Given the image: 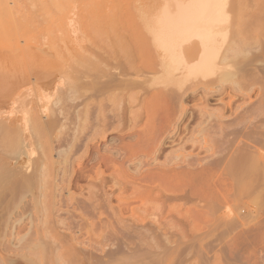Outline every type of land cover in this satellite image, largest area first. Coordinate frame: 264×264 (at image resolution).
Listing matches in <instances>:
<instances>
[{"label":"rangeland","instance_id":"rangeland-1","mask_svg":"<svg viewBox=\"0 0 264 264\" xmlns=\"http://www.w3.org/2000/svg\"><path fill=\"white\" fill-rule=\"evenodd\" d=\"M5 0H3V2H4ZM11 1V2H10ZM62 2H58V4H56V5H58L57 7H58V9H59V7H62V5H63V11H62V8H61V11H57V10H55L57 7H52V9H50V11H48V10H39V8H38V10L36 9L35 11H34V13H32L31 15H32V18H33V20L30 22L29 20H30V16L31 15H26L27 17L25 18V17H22V18H25V19H23L24 20V22L22 21L20 24L22 25L23 23H24V25H23V28L25 29V33H24V31H23V37H21V36H19L18 38L16 37V35H15V33L17 32L16 30H18L19 29V31H20V28L22 29V26L19 24V25H17L16 24V26H15V23H17V22H15L16 20L18 21V19H19V17H17V16H14L13 18H14V23H8V22H5V24L4 23H2L3 25H1V27L0 28H2V29H0V30H3V31H0L1 33H0V46H1V48L3 47V50L0 48V52H2V53H5V54H2V53H0L1 55H0V117L1 118H4L5 120L7 119V117L5 118V117H3V116H6V114L8 113V114H10L11 115V113H12V115L14 116L13 117V119L15 120V121H12L13 119H12V117H8L9 119L11 118V120H9V119H7V121L8 122H6L7 123V126L5 125L6 123H4V125L6 126V128L8 127L9 128V126L8 125H11L12 124V126L14 125H16V126H18V134H17V132H16V135L18 136H20L21 135V137L25 134L24 132L25 131H29V129H31V131L33 130H35L34 129V127H32L33 126V124H34V126H36L37 127V125H38V123H40L41 122V120L42 121H44L45 120V122H48V121H46V120H48L47 119V113H45V112H47V111H43V106H46V105H48L49 107H48V111H50L51 113V116H50V114H49V117H51V119L52 120H55V121H52L55 125L57 124V122L59 123V120H57L56 121V118H55V116L56 115H61L60 117V121H62V125H65V124H67V125H65V127L63 126V132L61 131V129H60V131L62 132V133H64V134H60L61 132H59V133H57V131L58 130H56V131H54V132H52L53 134V137H51V139H50V142L52 143V146L53 147H55V151L53 152V157H54V161L55 160H57V152H59L61 149H64V150H66V148L68 147V145H67V143H69V141H71V139L73 140L74 138H77L76 136H77V134L78 135H80V136H82L83 138H85L84 140L85 141H83V140H81V143H82V145L84 146V148L85 149H83L82 147L79 149V150H77V151H75L74 153H72L73 154V157H72V154H70V160L68 159V162H69V173H66V180L65 181H63V182H59L60 184H57L58 186H59V188H61L62 190L64 189V190H66V192L63 190L62 191V194L64 193V194H69V195H72L73 194V196H76V194L78 195V192H79V195H81V196H76L77 198H79V199H83V200H85L86 198H87V192H88V189L89 188H91V185L90 184H94L95 182L97 183L98 181L97 180H95L94 179V177L96 176L95 175V172H96V167H97V163L95 164V163H93V162H97V159H96V161H94L95 159L93 158V157H95L96 156V154L97 155H101V156H104V157H115L116 156V159H118L119 161H118V163L119 164H121V162H123L124 164L123 165H121V168H120V166H119V164H118V169H121V171L122 170H125L126 169V171H123V172H120V174H119V172H114V170H112V168H110V169H105L104 167H103V170L105 171L104 173L105 174H107V175H105L104 173H103V176H104V178H105V180L107 181V180H110L111 178L112 179H114V178H117L118 179V181L120 180V185L121 184H123V186L121 187V188H123V190H122V193L121 194H123V193H128V194H130L129 192H131V190L128 192V189H127V184L126 183H128L129 184V182H128V180L129 179H131V178H129L128 179V177H133V178H135V179H138V178H140V181L142 180V179H144L146 176H144L145 174L146 175H150L151 177H152V175H153V177H154V179H156L155 181H153V184L152 183H150L149 185L150 186H152V185H154V183H156L155 184V186H153L152 187V191H154V190H157V191H159L160 192V189H161V192H162V194H161V192L160 193H157L158 194V196H157V194H154V196H153V198H155V199H157L156 200V202L154 203V201H152V202H150L149 204L150 205H148V204H146V203H148L150 200H148V202H146V203H144V202H142V204H141V200H139V199H135V200H133V201H131V203L133 204V206L132 205H130V207H131V209L129 210V208L126 210L127 212H125V215L123 216L124 217V219H126V217H128L127 218V220H125V222H126V224L129 222V223H131L132 224V220H133V218L132 217H129V216H131V214H132V212H129V211H131L132 210V208H133V210L136 208V209H140L141 208V210L145 213V214H142L143 212L141 211V210H138L139 212V214H137V215H140L141 217L143 216V217H145L144 215H146V212H151L152 210H158L157 212L155 211L154 212V214H152V215H154L153 217L155 218V219H157V217H158V219H157V223H160V224H162V226L164 227V226H171L170 228H168V227H165V229L164 230H168V233H170V235L169 234H167V232L166 231H164V232H166V233H164V234H162L161 232L163 231V228L161 227V229H159L158 228V230L157 231H159V230H161V231H159L160 232V234H159V236H161V234L163 235V236H165V235H167L166 237L169 239V237L168 236H171L170 238H171V240L173 241H171V243H173V244H168L167 242H168V239H161V238H163L162 236H161V238H159L158 236V238L159 239H161L162 241H158V242H161L162 244H161V246H163V241L165 240H167V242H164V244L166 245V243H167V245H169V248H171L172 250H170V252L171 251H173L174 250V254L171 252V253H169L168 252V247L167 246H165V247H167L166 248V250L164 249L165 247L163 246V251H161L160 249H158L157 248V253H158V250H159V253H158V255L160 254V258L163 260L164 259V263H166V264H169V262H171V261H169L168 259H170L171 260V258H170V256H168L169 258H167V257H165L168 253H169V255L171 254V256L172 255H174L175 256V253L177 254V253H179V250L181 249L182 250V252L181 253H183V254H185L186 255V257H183L184 255L183 254H181L180 255V257H179V254H177V256L180 258L179 259V261H178V257L176 256V257H174V256H172L173 258H175L176 259V261H174V259H172V262L170 263V264H264V187H263V185H264V177H263V172H264V144H262V141H263V139L261 138L262 136V132H263V130H262V127L260 126V125H262L261 124V117L262 116H260V115H257L256 114V117H255V114L253 115V111L251 110V109H253V108H248V105H249V107H250V104H252V103H254V102H257V99H259L258 98V95H259V93L261 94V86L263 85V81H260V80H263L264 78L262 77V74L260 75L256 70H253L254 69V67L255 66H251L250 67V69L248 70V68L246 69V66L245 65H248V64H246V63H248V60L245 62V61H242V62H240L241 64H245V65H239L238 67H237V65L238 64H240L239 63V61L240 60H242V59H245L244 58V56L242 55V57H240L241 56V54L239 55V54H235V53H238L237 52V50H238V48H236V51H233V53H231V55L230 56H233V54H235V55H239L238 57H240L239 59H236V58H234V62H236V60H238L237 61V64H236V66L234 65V64H232V69H233V71H234V69H235V71L234 72H237V74H240V73H243L244 75H245V77H244V75H242L243 77V79L241 78L240 80V84H239V80H236V83L237 84H239V85H241L240 87H238V85L236 84V86L234 87V85H233V87L231 88V86H230V84H224V86L222 87V85L221 84H219L220 82H218V83H214L215 81V77H216V75L218 74V72H219V70L218 69H220L221 70V74H222V72H223V70L226 68H230V70H231V66L230 65H228V66H225V64L226 63H228L229 61H231V60H233V58L231 57H228V58H226V59H229L230 58V60H225L224 58L226 57L225 55H227V52L229 51V49H230V47H232V46H235V44L239 41L240 43H242V41H240L239 40V36L242 34V31H243V35H241L240 36V38L243 36V38H245V40H246V42L248 41V46H250V45H253V44H250L251 42L250 41H252L253 42V40L252 39H254V38H256V39H258V42H256V45H253V46H250V47H248L247 45V47L245 48V49H248V51L247 50H244L248 55H246V56H248V57H251V55L253 54L254 56H255V51H256V55H257V52H258V54H259V50H261V48H263L264 47V33L262 32V35L260 34L261 33V31H263L264 30V12H262L263 10H264V7H263V5H264V0H225L226 1V3H227V6H224V9H225V7H226V9L224 10V11H226V12H224V13H228V15H226V20H228V22L226 23L225 22V24L226 25H224L223 24V26H226V29L227 30H224V27L222 26V30L223 31H225V33H226V35H224V37H226V41H225V38H224V43H223V41L221 42V43H223V44H221L220 45V48L222 47V45H223V52H221V49L219 50L221 53H222V55L221 56H223L222 57V59L224 60H221V62H222V64L220 63V60H219V54H218V57H217V60H218V62L220 63V67H222V68H218L217 67V65H216V68H218V69H216V71L218 70V72H217V74L215 73V77H214V80H212L213 78H210V80L209 81H207V83L208 82H210L211 80H212V82H213V85L212 84H208V86L206 85V87L204 86V88H203V85H199L198 87H196L195 89H197L196 91L197 92H195L194 94H192V95H190V96H187L186 94H184V98L183 97H181L180 98V100L181 101H183V104L184 105H186L187 106V113H186V115H185V117H184V119L181 121V123L179 124V126L182 128V129H184V127H188L187 128V130H185V132H184V130H181L182 132H180V135H179V138L183 141L182 143H184L185 141H188V139H190L188 142L189 143H186L187 145H186V148L184 149V154L185 153H187V154H193V155H195L196 157L194 158V159H198L197 161H198V163H200V166L201 167H203V168H210V170H208L207 172H195V171H193L192 170V172H188L187 170H189V171H191L190 170V168L188 169L187 168V170L183 167L182 168V170L180 169L179 170V168L176 166V165H174L175 164V160H171V159H169V158H171L170 156H172V158H173V155H168L172 150V154L174 153V148L176 149V146L177 145H179V141L180 140H175L174 141V143H169V142H166V141H168V140H166V141H164V138H165V136L167 135V130H168V126L170 125V123L172 122L173 123V120L174 119H176L177 118V114L174 112H172L173 113V115H172V113L170 112V113H168L167 114V116L168 117H166V114H165V117L163 118V116H164V114L163 113H161L162 114V116L160 117V116H156V118L158 117V120L156 119V121L154 122L155 124L154 125H156L155 126V130H156V132H159L160 131V133H158V135H160V136H157V134L156 135H154V137H153V139H150L149 138V136H151L150 135V133L152 134V128H151V125H149L148 123H146V118L145 117H143V118H141L142 120H136V121H133L132 119H131V116H133V111H134V113L136 112H140L141 111V113L140 114H142V112H143V114L148 110V109H145V107H147L148 105V101H149V95H148V93L150 94V93H152V95L150 94V96H153L154 94H157L158 92H156V91H159V90H156L155 88L153 89V85H152V83L154 84L155 82L154 81H156V79H155V77H156V73H157V69H159V67L155 64V61H156V59L155 58H152V59H148L147 58V60L145 61L143 58H142V60L143 61H141L142 63H143V65L141 64V62L139 61V60H141V59H139L138 61H137V59H136V61H137V65H136V67L137 66H140V67H137L138 69H142V67H144L145 69V71L143 72V74H141V73H139L140 74V76H138V74H134V76L133 75H130V77H128L130 80H131V78L133 79V80H135V79H138V77H141L142 76V79H144L145 78V80H146V82H145V85H146V90H145V88H144V90L145 91H143L144 93H145V96L144 97H147V98H143V96L139 99H136V101L135 102H131L130 101V99H128V98H125L124 99V106H122L121 105V109H123V111H120L119 113H122L121 115H122V117L120 116V118H121V121H120V119H118V120H116L115 119V121L113 120V119H111L112 118V115H114V114H116V112L114 113V111H112L115 107H113L112 108V104L107 100H105V95H103L104 97H100V98H102L101 99V101L103 102V104L104 105H101L102 104V102L100 101V100H98V98L96 99V98H94L93 100H95V101H93L92 100V102L95 104V103H101L100 105H101V107L103 108V110H105V111H102V113L103 112H105L104 114H105V116H107V118L109 117V119H108V121L110 122V125H108L109 124V122L107 121V119H106V121H107V123H105V124H107V125H105V124H103L102 125V127H101V129H100V121H98L97 120V122H100V123H97L96 122V120H95V118H97L98 116H97V114L95 115L94 114V116L92 115L96 110H98V106L93 110V111H90V113L92 112V114H90L91 116L90 117H94L93 119H94V121L96 122V124H98L96 127H98L99 128V130H94V128H96V127H94V125H96L95 123H93V120H92V118H91V120H92V122H90L91 120H89V122L90 123H87V124H89V125H87L86 123H84L83 125H85V126H87L90 130L91 129H93L92 131H89V129L88 130H86V128H85V126H84V131H83V129H80V131L82 130V132L81 133H78L77 131H79V127H77V125H78V120H76L77 118H78V112H81V111H84L85 109H83L84 108V104H85V97L83 96V95H85L86 97L88 96V94H90V92H86V94H85V92H84V90H83V85H81L82 87H79L78 85V87H75V85H74V83L72 82L73 80L71 79V78H73V77H71V76H74L75 75V73L77 72V70H79L78 69V67H75V65H74V63L76 62L77 64H78V62L79 61H76V59L78 60V59H80V57H81V55L79 54L80 52H81V54L83 53L84 54V51L82 52V50H84V49H86L87 51L88 50H90V49H92V52H96L95 54L96 55H98V53H99V51L101 50V49H103V50H101V51H107V52H111L112 53V50L114 49V48H116V49H114V51H113V53L115 54H118L119 55V53H117V52H120V54H121V52H122V48H121V43H117V40L115 41V38H114V36L111 38L110 37V35H109V30L107 29L108 27H107V25L105 24L106 22H105V18H109L110 17V15L111 14H113V13H118L117 15L119 16L120 15V13L123 15L124 14V16H122V22H121V24H123V21H124V23H125V25L127 26V27H129V26H131V27H129V28H125V29H123L121 32H122V35H125L124 37V39L122 38L121 39V41L124 43H127V41H128V43H129V41H130V39H131V41H135V42H131V43H135V44H132V46L133 45H136V44H143V45H145V43L147 44V43H149V41L148 42H146L147 41V37H146V32H145V30H144V26H145V24H143V23H145V21H149V22H151V21H153V19L155 18L154 16H156V14H157V12H158V10H159V8L161 7V5H162V0H130V1H127V0H124L125 2H123V0H103L104 1V4H106V2L109 4V6H108V4H106L104 7L106 8V10H103V9H105L104 7L101 9V10H94V11H92V7H91V11L92 12H84V11H81L82 10V8L83 9H85V10H90V8H88V4H91V6L93 5V6H96L95 4H94V2H95V0H61ZM117 3H116V2ZM118 1H120L119 2V4H118ZM127 1V2H126ZM132 1V2H131ZM7 2H9L8 4H12L13 2H12V0H7ZM67 2H68V4H67ZM56 2H54V4H55ZM59 3H61L62 5H60ZM64 3V4H63ZM71 3V4H70ZM76 3V4H75ZM77 3H78V5H77ZM86 4V6H85V4ZM118 4V5H116V4ZM121 3H123V4H121ZM128 3H130V8H129V6H127V4ZM135 3V4H134ZM225 3V4H226ZM261 3V4H260ZM262 3H263V5H262ZM75 4V5H74ZM112 4V5H111ZM258 4V5H257ZM65 5H67L66 7H65ZM77 5V6H76ZM84 5V6H83ZM113 5H115V6H113ZM120 5V6H119ZM129 5V4H128ZM133 5V6H132ZM261 5H262V7H261ZM76 6V7H75ZM83 6V7H82ZM113 8H112V7ZM117 6V7H116ZM120 8H119V7ZM124 6V7H123ZM69 7V8H68ZM71 7V8H70ZM74 7V8H73ZM86 7H87V9H86ZM111 7V8H110ZM55 8V9H54ZM65 8V9H64ZM73 8V10H71ZM76 8V9H75ZM81 8V9H80ZM95 7H93V9H94ZM121 10H119V9ZM127 8V9H126ZM262 8V9H261ZM118 9V10H117ZM108 10H110V11H108ZM126 10V11H125ZM132 10V11H131ZM262 10V11H261ZM41 11V12H40ZM259 11H261L260 13H259ZM75 12V13H74ZM120 12V13H119ZM123 12V13H122ZM126 12V13H125ZM258 12V13H257ZM42 13V14H41ZM77 13V14H76ZM108 13V14H107ZM128 13H130V14H128ZM131 13H133V14H131ZM41 14V15H40ZM45 14V15H44ZM129 15V16H127V15ZM258 14V15H257ZM260 14V15H259ZM104 15H106V16H104ZM107 15H109V16H107ZM126 15V16H125ZM263 15V17H261ZM25 16V15H24ZM253 16V17H252ZM255 16V17H254ZM35 17H38V18H36V19H34ZM41 17V18H40ZM124 17V18H123ZM130 17V18H129ZM134 17V18H133ZM154 17V18H153ZM104 18V19H103ZM258 18V22L256 21V19ZM260 18H262V21H261V19ZM29 19V20H28ZM126 19H128V21L126 20ZM152 19V20H151ZM254 19H255V21H254ZM72 22H71V21ZM125 20H126V22H125ZM29 23H28V22ZM134 21V22H133ZM1 22H3L2 20H1ZM34 22V23H33ZM35 22H37V23H35ZM129 22H131V23H129ZM250 22V23H249ZM255 23V24H253V23ZM262 22V24H260ZM27 23H28V25H27ZM31 23V24H30ZM7 24H9V25H7ZM12 24V25H11ZM34 24V25H33ZM244 24V25H243ZM254 26H253V25ZM260 24V25H259ZM243 25V26H242ZM251 25V26H250ZM257 25H259L258 27H257ZM18 26H20V27H18ZM36 26V27H35ZM74 26V27H73ZM122 26V25H121ZM250 26V27H249ZM256 26V27H255ZM10 27V28H9ZM31 27H33V28H31ZM72 27V28H71ZM221 25L219 26V29H220V31H221ZM254 27V28H253ZM14 28H16V29H14ZM68 28V29H67ZM71 28V29H70ZM242 28V29H241ZM260 28H262V29H260ZM11 29L12 30H14V32L13 31H11ZM76 29V30H75ZM127 29V30H126ZM258 29H260V30H258ZM68 30V31H67ZM143 30V32H141ZM256 30V31H255ZM260 32H258V31ZM16 31V32H15ZM65 31H66V33H65ZM222 31V32H223ZM227 31V32H226ZM241 31V34L240 35H238V33ZM255 31V32H254ZM27 32V33H26ZM121 32H119V33H121ZM129 32V33H128ZM144 32H145V34H144ZM254 32V33H253ZM12 33H14V34H12ZM63 33V34H62ZM142 33H143V35H145V37H146V39H144V36L142 35ZM224 33V34H225ZM4 34V35H3ZM21 34V35H22ZM26 34V35H25ZM65 34V35H64ZM7 35V36H6ZM20 35V34H19ZM67 35H69V36H67ZM86 35V36H85ZM131 35V37H129ZM133 35V36H132ZM137 35V36H136ZM140 35H142V36H140ZM261 35V36H260ZM61 36H62V38H61ZM68 38H67V37ZM69 37H71V38H69ZM83 37H85V38H83ZM123 37V36H122ZM142 37V38H141ZM259 37V38H258ZM263 37V38H262ZM57 38V39H56ZM64 38V39H63ZM121 38V37H120ZM129 40H128V39ZM136 38V39H135ZM242 38V39H243ZM252 38V39H251ZM18 41H17V40ZM72 40L71 42L73 43V41H74V43L72 44V45H69V43L68 42H70V40ZM79 39V40H78ZM248 39V40H247ZM251 39V40H250ZM11 40V41H10ZM26 40H29V41H26ZM57 40V41H56ZM60 42H59V41ZM83 40V41H82ZM85 40H87V41H85ZM145 40V41H144ZM235 40V41H234ZM15 41V42H14ZM78 41V42H77ZM80 41V42H79ZM119 41V40H118ZM144 41V42H143ZM237 41V42H236ZM45 42V43H44ZM56 42V43H55ZM243 42H244V39H243ZM245 42V43H246ZM254 42H255V39H254ZM27 43H28V45H27ZM85 45H83V44ZM87 43V44H86ZM91 43V44H90ZM127 43V44H128ZM235 43V44H234ZM239 43V44H240ZM244 43V44H245ZM18 44V45H17ZM71 44V43H70ZM80 44V45H79ZM104 44H106L105 46H104ZM107 44H109V46H110V44H111V47H112V45H113V49H111V47H107ZM130 44V43H129ZM243 44V43H242ZM241 44V45H242ZM25 45V46H24ZM68 45V46H67ZM98 45V46H97ZM131 45V44H130ZM143 45H140V46H143ZM238 45V44H237ZM240 45V46H241ZM21 47L22 49H21V52L23 53V49H25V51H26V47L28 48L27 50V52H25V53H27V54H25V55H23L22 53H17L18 51H20L19 50V48L18 47ZM24 46V47H23ZM64 46V47H63ZM73 46H75V47H73ZM80 46H81V48H82V46H84L82 49H80ZM239 46V45H238ZM238 46H236V47H238ZM239 46V47H240ZM243 46V45H242ZM257 46V47H256ZM16 47L18 48V49H16ZM68 47V48H67ZM88 47H90L89 49H88ZM91 47H94V50H93V48H91ZM227 47V48H226ZM257 49H256V48ZM259 47V48H258ZM29 48L31 49L30 51L33 53H31L30 51H29ZM73 50H72V49ZM79 49V53L78 52H76L77 54H78V56H77V54H75L74 55V53H75V51H78V49ZM99 48V49H98ZM226 48V49H225ZM235 48V47H234ZM10 49V50H9ZM15 52H13L12 50ZM63 49V50H62ZM69 49V50H68ZM74 49H76L75 51H74ZM228 49V50H227ZM244 48L242 47V49H241V51L243 50ZM259 49V50H258ZM16 50H18V51H16ZM71 50V51H70ZM81 50V51H80ZM227 50V51H226ZM231 50H234V49H231ZM10 52V53H8L9 55H7V52ZM70 51V52H69ZM73 51V52H72ZM91 51V50H90ZM90 51H88V52H90ZM105 51V52H106ZM224 51H225V54L223 55V53H224ZM238 51H240V50H238ZM243 51V52H244ZM250 51V52H249ZM104 52V53H105ZM230 52H232V51H230ZM243 52H242V54H243ZM12 53V54H11ZM19 55L20 54V58L19 57H15V55L17 56V54ZM32 54V56H35V57H33V59H26V57H28V56H26V55H28V54ZM38 56V59L39 60H37V56L35 55V54ZM241 53V52H240ZM245 53V54H246ZM250 53H252V54H250ZM11 54V55H10ZM70 54H73L71 57H70ZM103 53L102 52H100L99 53V55H102ZM123 54V53H122ZM228 54H229V52H228ZM2 55H3V59L1 58L2 57ZM5 55V56H4ZM14 56V58H12V59H14V60H12V59H10V57H8V56ZM80 55V56H79ZM107 55V54H106ZM105 54L103 55V56H105V57H107ZM118 55H116V57L118 56ZM7 56V60L5 59V57ZM12 56V57H13ZM31 55L28 57V58H31L32 57ZM68 56V57H67ZM120 57H121V55H119ZM220 56V57H221ZM236 56V57H237ZM78 57V58H77ZM237 57V58H238ZM247 57V58H248ZM24 58V59H23ZM35 58V59H34ZM42 58V59H41ZM74 58H75V60H74ZM125 58V57H124ZM140 58V57H139ZM10 59V60H9ZM17 59V60H16ZM20 59V60H19ZM22 59V60H21ZM117 59H118V57H117ZM120 59V58H119ZM121 59H123V58H121ZM250 59V58H249ZM74 61L73 63L72 62H70V61ZM124 60V64H122L121 63V65L122 66H124V65H126V62L125 61H127V60H125V59H123ZM217 60H216V64H218L219 65V63L217 62ZM121 61V60H120ZM67 62V63H66ZM121 62H123V61H121ZM140 63V64H139ZM233 63V62H232ZM155 66H153V65ZM229 64H231V63H229ZM74 65V66H73ZM222 65H224V66H222ZM234 65V66H233ZM147 66V67H146ZM152 66V67H151ZM157 66V67H156ZM242 66V67H241ZM245 66V67H244ZM75 67V68H74ZM83 67V66H82ZM81 67V65H80V68H82ZM155 69H154V68ZM236 67L239 69V70H236ZM240 67V68H239ZM243 67L245 68V70L243 69ZM248 67V66H247ZM152 68H153V70H152ZM83 69V68H82ZM69 70H73L72 72L73 73H71V71H69ZM110 70V69H109ZM114 69H112V71H113ZM155 70H156V72H155ZM228 70V69H227ZM227 70H225V71H227ZM248 70V71H247ZM76 71V72H75ZM148 71H149V73H148ZM151 71H152V73H151ZM159 71V70H158ZM239 71H241V72H239ZM110 72V71H109ZM148 73V74H147ZM220 73H219V75H217L218 76V78H219V76H220ZM71 74V75H70ZM235 74V73H234ZM236 74V75H237ZM145 77H144V76ZM236 75H235V77H236ZM132 76V77H131ZM148 76V78L146 79V77ZM214 76V75H213ZM240 76V75H239ZM239 76L237 77V78H235V79H238L239 78ZM257 78V76H259L257 79L255 78V77ZM263 79H262V78ZM152 80H151V79ZM259 78H260V80H259ZM140 79V78H139ZM149 80V81H148ZM216 80H217V78H216ZM254 80V81H253ZM255 80H257V82H258V84H257V82L255 81ZM259 80V81H258ZM65 81V82H64ZM99 81V80H98ZM217 81H220L219 79L217 80ZM252 81L254 82V84H252ZM72 82V83H71ZM152 82V83H151ZM64 83V84H63ZM211 83V82H210ZM219 84V85H218ZM152 85V86H151ZM211 85V86H210ZM232 85V84H231ZM256 85H257V87H256ZM261 85V86H260ZM66 86H68L67 88H64V87H66ZM201 86V87H200ZM255 86V87H254ZM152 87V88H151ZM220 87H222V88H220ZM64 89V90H62V89ZM82 88V89H81ZM233 88H235V91H234V89ZM237 88H239V89H237ZM255 88V89H254ZM261 88V89H260ZM67 89V90H66ZM70 89V90H69ZM218 89V90H217ZM237 89V90H236ZM244 89V90H243ZM259 89V90H258ZM31 90V91H30ZM150 90H151V92H150ZM156 90V91H155ZM223 90V91H222ZM27 91H29V92H31V93H29V92H27ZM69 91V92H68ZM137 91V90H136ZM147 91V92H146ZM189 91V90H188ZM208 91H210V92H212V91H215V93H216V91H217V93L215 94H213V96L212 95H207V93H208ZM232 91V92H231ZM235 93H234V92ZM247 91V92H246ZM66 92H68V93H66ZM154 92V93H153ZM189 92H191V91H189ZM188 92V93H189ZM238 92V93H237ZM240 92H241V94H240ZM249 92V93H248ZM34 93V95H32ZM43 95H42V94ZM197 93V94H196ZM200 93L202 94V95H200ZM27 94V95H26ZM31 94V95H30ZM41 94V95H40ZM59 96H58V95ZM61 94V95H60ZM64 94V95H63ZM83 94V95H82ZM200 96H199V95ZM236 94V95H235ZM238 94V95H237ZM26 96V97H23V96ZM48 95L49 96H51L50 98H54L55 96H57L56 98H54V99H49V101H48V99H47V97H48ZM53 95H55V96H53ZM66 95V96H65ZM203 95H205V96H203ZM215 95V96H214ZM221 95V96H220ZM239 95H241V96H239ZM46 96V97H45ZM67 96H71V98L72 99H76L77 97H79V96H82L83 98H84V103H83V101H81V100H83V99H81V98H78V99H81L80 100V103H77V102H79V101H72V100H70L67 104H65V101L67 102V100H66V97ZM107 96H108V94H107ZM123 96V95H122ZM121 96V97H122ZM223 96V97H222ZM235 96V97H234ZM237 96H239V97H237ZM41 97H43V98H41ZM65 97V99H63ZM200 97V98H199ZM207 98V100H205V99H201V98ZM243 97H245V98H243ZM249 97V98H248ZM32 98V99H31ZM99 98V99H100ZM106 98H110V93H109V96L108 97H106ZM124 98V97H123ZM199 98V99H198ZM221 98V99H220ZM234 98V99H233ZM239 98V99H238ZM36 101H35V100ZM38 99V100H37ZM44 99L48 102H44L43 103V101H44ZM55 99L56 100H60L62 103H64L63 105H62V103H59V102H57L56 104H54L56 101H55ZM246 100V102L245 101H243V100ZM25 100V101H24ZM29 100V101H28ZM63 100V101H62ZM65 100V101H64ZM140 100V101H139ZM144 100V101H143ZM205 100V101H204ZM247 100H250V102L249 101H247ZM23 101H24V103H23ZM31 101H33V102H31ZM35 101V102H34ZM55 101V102H54ZM200 101L202 102V103H200ZM222 101V102H221ZM28 102V103H27ZM109 102V104H111V105H108L107 103ZM127 102V103H126ZM130 104H129V103ZM137 102H139V103H137ZM243 102V103H242ZM39 103V104H38ZM51 103H53L54 105H56L55 107H54V105L53 104H51ZM73 103H75V104H73ZM83 105H82V104ZM91 103V102H90ZM224 103V104H223ZM230 103H231V105H232V107H231V105H230ZM245 103H247V104H245ZM25 104V105H24ZM34 104V105H33ZM36 104V105H35ZM51 104V105H50ZM77 105V104H79L78 106H74L75 108H70L71 106H69V105ZM96 104V105H97ZM108 106H107V105ZM142 104V105H141ZM208 106H206V105ZM241 104H244V106L242 105V107L244 108L245 107V109L242 111V107H240V105ZM72 105V106H73ZM131 106V107H129V106ZM146 105V106H145ZM195 105V106H194ZM236 105V106H235ZM246 105V106H245ZM253 105V104H252ZM251 105V106H252ZM37 106L39 107V108H37ZM59 107V109H61V111H62V109H64V112L62 111V112H59V109L57 108L56 109V107ZM90 106V105H89ZM104 106H106V107H104ZM140 106H142V107H140ZM197 106V107H196ZM226 106V107H225ZM51 107V108H50ZM53 107L55 108V109H53ZM91 107L93 108L94 107V105H91ZM91 107L89 108L90 110H91ZM111 107V108H110ZM125 107V108H124ZM195 107V108H194ZM201 107V108H200ZM204 107V108H203ZM28 110H27V109ZM34 109V110H31V109ZM37 108V109H36ZM82 108V109H81ZM106 108L108 109V108H110V109H108V110H110V111H108V110H106ZM189 108V109H188ZM230 108H231V110H230ZM72 109V110H71ZM76 109V110H75ZM78 109V110H77ZM125 109V110H124ZM143 109H145V110H143ZM191 109V110H190ZM199 109H202V110H204V112L205 111H207V113H212L213 115V117L212 118H210V117H208L209 119H207V118H205V121L206 122H203V124L201 123L200 125H202V127L200 126V125H198L197 123H199L197 120H195V119H193V118H195V116L197 115V111L199 110ZM205 109H208V110H205ZM218 111H217V110ZM248 109V110H247ZM30 110V111H29ZM37 110V111H36ZM54 110V111H53ZM65 110H67V111H65ZM74 110V111H73ZM132 110V111H131ZM189 110V111H188ZM222 110V111H221ZM34 111H35V113H34ZM78 111V112H77ZM211 111V112H210ZM251 113H250V112ZM55 112H57V113H55ZM108 112V113H107ZM109 112H111V113H109ZM163 112V111H162ZM221 112H222V114H221ZM15 113V114H14ZM62 113H64L65 114V116H67L66 118L68 119L69 118V121H67V119H65V117H63V115L64 114H62ZM75 113H77V114H75ZM97 113V112H96ZM113 113V114H112ZM128 113V114H127ZM219 113L221 114V116H219ZM231 113V114H230ZM253 116H251L250 114ZM103 114V115H104ZM109 116H108V115ZM142 114V115H143ZM157 114H159V112L157 113ZM170 114L173 116H170ZM191 114V115H190ZM192 114H194V115H192ZM248 114V115H247ZM11 115V116H12ZM77 115V116H76ZM79 115H80V113H79ZM123 115H125V116H123ZM138 115V114H137ZM160 115V114H159ZM176 115V116H175ZM217 115V116H216ZM238 115V116H237ZM247 115V116H246ZM8 116V115H7ZM37 116L39 117V119H40V121H39V119L36 121V118H37ZM97 116V117H96ZM176 118H175V117ZM218 116H219V118H218ZM230 116V117H229ZM250 116V117H249ZM48 117V118H49ZM126 117H127V119H126ZM130 117V118H129ZM193 117V118H192ZM220 117H222V118H224L223 120H220L221 118ZM236 117V118H235ZM240 117V118H239ZM246 117V118H245ZM258 117V118H257ZM59 118V117H58ZM57 118V119H58ZM74 118H75V121H73L74 120ZM161 118H163V119H161ZM191 118V119H190ZM216 118V119H215ZM50 119V118H49ZM71 119V120H70ZM73 119V120H72ZM98 119H101L100 117H98ZM122 119H123V121H122ZM132 121H131V120ZM145 119V120H144ZM167 119L168 120H171V121H167ZM227 119V120H226ZM245 119V120H244ZM246 119H248V120H246ZM254 119V120H253ZM5 120H2L1 119V121H0V124L2 125V127H4V125L1 123L2 121L4 122ZM115 122H113V121ZM160 120V121H159ZM164 120V121H163ZM215 120V121H214ZM238 120V121H237ZM256 120V121H255ZM10 121H12L11 123H10ZM64 121V122H63ZM67 121V122H66ZM113 123H112V122ZM117 121H120V123L118 122L117 123ZM131 121V122H130ZM141 121V122H140ZM161 121H163V122H161ZM222 122L223 124L221 125V126H223V125H225V123H226V125H228L227 127H226V125L225 126H223V128H224V130H223V128L222 127H220L219 126V123L218 122ZM255 123H254V122ZM15 122V123H14ZM36 122H37V124H36ZM126 122V123H125ZM130 122V123H129ZM164 122H165V124H164ZM167 122V123H166ZM209 122V123H208ZM211 122V123H210ZM220 122V123H221ZM237 122V123H236ZM239 122V123H238ZM246 122V123H245ZM9 123V124H8ZM76 123V124H75ZM93 123V124H92ZM140 123V124H139ZM142 123V124H141ZM158 123H159V125H158ZM169 123V124H168ZM186 123V124H185ZM205 123V124H204ZM235 123V124H234ZM244 123V124H243ZM252 123V124H251ZM102 124V123H101ZM113 124H116V125H113ZM122 124V125H121ZM139 124V125H138ZM146 124V125H145ZM168 124V125H167ZM194 124H196L195 125V127H194ZM211 124V125H210ZM237 124L240 126H238V127H236L237 126ZM256 124V125H255ZM260 124V125H259ZM60 125H61V122H60ZM93 125V126H92ZM118 125V127H116ZM132 125V126H131ZM141 125H143V126H141ZM158 125V126H157ZM161 125V126H160ZM197 125L199 126V128L201 127V129H199L198 127H197ZM208 125V126H207ZM252 125H254V126H256L257 127V129L254 127V126H252ZM260 127H259V126ZM79 126V125H78ZM93 128H92V127ZM104 126V127H103ZM113 126H115L114 128H112ZM122 126V127H121ZM125 126H127V127H125ZM140 126V127H139ZM149 126H150V128H149ZM204 126V127H203ZM209 127V128H207V127ZM229 126H231V128L229 129L228 127ZM32 127V128H31ZM83 126H81V128H82ZM105 127H107V128H105ZM132 127V128H131ZM194 127V128H193ZM213 127V128H212ZM228 129V131L227 130H225L226 128ZM0 128H1V126H0ZM7 128V129H8ZM12 128V127H11ZM66 128V129H65ZM69 128V129H68ZM105 128V134L103 133H101L100 131L102 130V129H104ZM118 128V129H117ZM121 128V129H120ZM143 128V129H142ZM159 128L162 130V132H161V130H159ZM166 128H167V130H166ZM190 128V129H189ZM197 129V131H196V129ZM215 128H217L216 129V131H214V129ZM233 128V129H232ZM254 128H255V130H254ZM260 128H261V130H260ZM3 129H5V128H3ZM3 129L1 128V132H3L2 134H0V137H1V135L3 136V134H4V132L5 131H3ZM16 129H17V127H16ZM15 129V130H16ZM58 129H59V127H58ZM65 129V130H64ZM71 129V130H70ZM73 129V130H72ZM76 129V130H75ZM114 129H115V131H114ZM116 129H117V131H116ZM134 129V130H133ZM148 129V130H147ZM165 131H164V130ZM194 129H195V133H194ZM202 129H203V131H202ZM204 129L205 130H207V133H206V131H204ZM209 129H211V130H209ZM243 129V130H242ZM9 130L11 131V130H13V129H8V132H9ZM14 130V131H15ZM70 130V131H69ZM131 130H133V131H131ZM146 130V131H145ZM159 130V131H158ZM257 130V131H256ZM7 131V130H6ZM67 131V132H66ZM79 131V132H80ZM99 131V132H98ZM104 131V130H103ZM102 131V132H103ZM145 131V132H144ZM149 131H150V133H149ZM193 132V133H191V132ZM201 131H202V133H201ZM211 131V132H210ZM224 131H225V133H224ZM228 133H227V132ZM230 131V132H229ZM255 131L258 133H255ZM260 131H262V132H260ZM30 132V131H29ZM92 132V133H91ZM137 132V133H136ZM144 132V133H143ZM154 132V131H153ZM198 132H200V133H198ZM211 134H210V133ZM218 132V133H217ZM231 132H233V133H231ZM245 132V133H244ZM246 132H248V133H246ZM254 132V133H253ZM10 134L11 133H13V132H9ZM9 133L8 134H6V132H5V134L6 135H9ZM24 133V134H23ZM67 133V134H66ZM82 133L84 134V136L82 135ZM145 133H146V135H145ZM187 133V134H186ZM216 133V134H215ZM223 133H224V135H223ZM226 133H227V135H226ZM230 133V134H229ZM260 133V134H259ZM69 134V135H68ZM74 134V135H73ZM93 134H95V135H93ZM101 134V135H100ZM140 134H141V136H140ZM184 134V135H183ZM195 134V135H194ZM205 134V135H204ZM213 134V136H210V135H212ZM218 134V135H217ZM254 134V135H253ZM13 135V134H12ZM14 135H15V133H14ZM13 135V136H14ZM15 135V136H16ZM65 135H67V136H65ZM85 135H89V136H85ZM94 137H96V138H94ZM153 135V134H152ZM161 135L163 136L162 138H161ZM186 135H188V136H186ZM190 135V136H189ZM216 135V136H215ZM231 135V136H230ZM260 135V136H259ZM10 136V135H9ZM14 136V137H15ZM17 137V138H20V137ZM72 136V137H71ZM144 138H143V137ZM147 136V137H146ZM182 136V137H181ZM192 136H194V137H192ZM225 136V137H224ZM4 137V136H3ZM3 137H2V139H3ZM65 137V138H64ZM71 139H70V138ZM74 137V138H73ZM79 137V136H78ZM156 137V138H155ZM160 137V138H159ZM212 137H214V138H212ZM216 137V138H215ZM218 137V138H217ZM227 137H229V138H227ZM13 138V137H12ZM57 138V139H56ZM119 138V139H118ZM178 138V139H179ZM186 138V139H185ZM192 138V139H191ZM211 138L214 140L213 142L211 141ZM254 138V139H253ZM14 139V138H13ZM92 139V140H91ZM141 139L143 140V141H141ZM160 139H161V141H160ZM184 139V140H183ZM217 139V140H216ZM254 141H253V140ZM260 139V140H259ZM1 140V139H0ZM4 140V139H3ZM2 140V141H3ZM15 140V139H14ZM90 140V141H89ZM123 140V141H122ZM159 140V141H158ZM228 140V141H227ZM234 141V143H233V141ZM2 141H1V143H2ZM134 141V142H133ZM141 141V142H140ZM162 141H164V146H163V150H162V152L159 154V155H161L160 157H157L156 158V156H157V154L155 155V157H154V153H153V155H152V150H155V148H157L158 147V145H160V143L162 142ZM227 141V142H226ZM238 141V142H237ZM240 141H241V143H240ZM261 141V143L259 144V142ZM43 142V141H42ZM59 142H61V144L59 143ZM67 142V143H66ZM141 144H140V143ZM192 142V143H191ZM209 144H208V143ZM215 142L217 143V144H215ZM230 144H229V143ZM59 143V144H58ZM84 143V144H83ZM86 143L89 145H87L88 147H91V148H88L87 146H86ZM116 143V144H115ZM118 143H120L119 144V146H128L127 148L128 149H126L127 151H134L135 152V148L137 149V146H138V153H136L135 152V155H134V153L132 154V155H129L128 154V152H126V150L124 151V149H123V153H122V151L121 150H119V152L118 153H115L117 150L114 148V147H117V144ZM136 143H139V144H136ZM148 143H150L149 145H148ZM169 143V144H168ZM194 143H196L195 145H194ZM214 143V144H213ZM243 143L245 144V146H243ZM3 144V143H2ZM40 144V143H39ZM43 144V146L45 145L44 143H42ZM42 144H40L39 145V147H41L42 146ZM126 144V145H125ZM129 144V145H128ZM132 144V145H131ZM135 146H134V145ZM146 144V145H145ZM166 144V145H165ZM171 144V145H170ZM173 144V145H172ZM212 144V145H211ZM222 144V145H221ZM229 144V145H228ZM241 144H242V146H241ZM261 144H262V146H261ZM61 145V146H60ZM113 146V149L114 150H116V151H113V149L111 148L112 146ZM154 145V146H153ZM168 145V146H167ZM248 145H249V148H248ZM3 147H4V145H2ZM0 147V150H1V153H0V155L2 154V151H4V150H2V148L3 147ZM64 146V147H63ZM94 146V147H93ZM101 146V147H100ZM121 146V147H122ZM123 146V148H125ZM193 146V147H192ZM195 146V147H194ZM207 146V147H206ZM240 146V147H239ZM247 146V147H246ZM38 147V145L35 147V151H36V153H35V155H33L32 156V158L30 157V159H34V158H37V156L36 155H38V153L39 154H41L42 153V151H43V149L41 148V150H40V148ZM106 147V148H105ZM131 149H130V148ZM139 147H141L140 149H142V151L139 149ZM149 147V148H148ZM152 147H154L153 149H152ZM165 147V148H164ZM212 147V148H211ZM230 147V148H229ZM132 148H134V150L132 149ZM145 148H147V150L145 149ZM151 148V149H150ZM173 148V149H172ZM177 148H178V146H177ZM229 148V149H228ZM236 148V149H235ZM252 148V149H251ZM4 149V148H3ZM60 149V150H59ZM68 149V148H67ZM90 149V150H89ZM109 149H111V150H109ZM130 149V150H129ZM170 149V150H169ZM172 149V150H171ZM246 149V150H245ZM249 149V150H248ZM144 150H145V153H144ZM213 150V151H212ZM238 150V151H237ZM248 150V151H247ZM41 151V152H40ZM67 151V150H66ZM83 151H87V152H83ZM91 151V152H90ZM108 151H110V153H108ZM121 151V152H120ZM168 151V152H167ZM176 151V150H175ZM185 151H187V152H185ZM212 151V152H211ZM237 151V152H236ZM250 151V152H249ZM5 153L7 152V151H4ZM124 152H126V153H124ZM192 152V153H191ZM235 152V153H234ZM249 152V154H247ZM82 153H83V155H82ZM87 153V155H85L84 156V154H86ZM162 153H164V155L165 156H168L167 158L169 159V163H168V159L166 158H164L163 159V157L162 156H164ZM176 153V152H175ZM232 153V154H231ZM240 153V154H239ZM257 153V154H256ZM4 154V153H3ZM2 154V155H3ZM9 154V153H8ZM7 154V157H9V155ZM12 154V153H11ZM10 154V156H12ZM125 154H127V155H125ZM130 154H131V152H130ZM136 154H137V156H136ZM146 154V155H145ZM167 154V155H166ZM187 154H185V155H187ZM212 154V155H211ZM214 154H216V155H214ZM236 154V155H235ZM4 155H6V154H4ZM3 155V156H4ZM14 155V154H13ZM56 155V156H55ZM79 155H81V157L79 156ZM89 155V156H88ZM92 157H91V156ZM94 155V156H93ZM117 155H120V156H117ZM177 155V154H176ZM231 155H232V158H231ZM254 155V156H253ZM24 156V155H23ZM23 156H21L19 159H16V161L17 162H15V161H13V159L11 160L10 159V162H13V163H10V166L11 167H13V168H16V166L17 167H19L18 168V170L21 168V170L20 171H26L27 169H26V167H27V156H26V158H25V156L23 157ZM39 156V155H38ZM83 156H84V158H83ZM122 156V157H121ZM126 156L128 157V158H130V160L129 159H126ZM135 156V158H137V159H135V158H133ZM147 156H148V158H147ZM149 156H151L150 158H149ZM153 156V157H152ZM164 156V157H165ZM212 156V157H211ZM218 156V157H217ZM229 156V157H228ZM242 156V157H241ZM252 156V157H251ZM6 157V158H7ZM34 157V158H33ZM174 157H176L175 155H174ZM193 157V156H192ZM220 157H224L223 159H221V160H223L222 161V163H220L219 165H214L215 164V159L217 160V158H220ZM0 158H1V156H0ZM6 159L5 157H2V159ZM40 158V157H39ZM76 158V159H75ZM82 160H81V159ZM89 158H91V159H89ZM123 160H122V159ZM133 158V159H132ZM143 158V159H142ZM155 158V159H154ZM158 158H159V160H158ZM201 158V159H200ZM211 158V159H210ZM226 158V159H225ZM231 158V159H230ZM234 158H235V160H234ZM254 158V159H253ZM3 159V160H4ZM73 159V160H72ZM75 159V160H74ZM134 159L137 161V160H139V162L140 161H145V163L146 164H141L142 166H143V168L141 169V168H137V166H138V164H137V162L136 161H134ZM152 159H154V161L152 160ZM163 159V160H162ZM176 159V158H175ZM224 159H225V161H224ZM229 159V160H228ZM241 159V160H240ZM256 159V160H255ZM259 159V160H258ZM1 160V159H0ZM7 160V159H6ZM18 160H20V161H18ZM93 160V161H92ZM122 160V161H121ZM129 160V161H128ZM132 160V161H131ZM150 160L152 161L151 163H150ZM227 160V161H226ZM230 160H233V165L235 164L236 166H234V167H232L230 170L229 169H226V170H223V169H225V164L227 165L228 164V161L230 162ZM236 160H238V162H236ZM58 161H59V159H58ZM131 161V163L132 162H135V164H136V168H134V166H133V169L131 168L132 167V165H133V163L131 164H129L128 162H130ZM159 161V162H158ZM166 161V162H165ZM196 160L194 161V162H192V163H196L197 162ZM214 161V162H213ZM255 161V162H254ZM257 161H259V162H257ZM14 162H15V164H14ZM72 163V165L73 166H71V163ZM150 163V164H152V165H150V164H148V163ZM162 162V163H161ZM172 162H174V164L172 163ZM212 162V163H211ZM227 162V163H226ZM256 162H257V164H259L260 163V166H258L257 164H256ZM17 163V164H16ZM25 163H26V165H25ZM156 163H158V164H156ZM160 163H161V165H160ZM165 163V164H164ZM225 163V164H224ZM245 163V164H244ZM76 164H78L77 166H76ZM167 164V165H166ZM173 164V165H172ZM197 164V163H196ZM223 164V165H222ZM250 164V165H249ZM144 165H146V166H144ZM155 165V166H154ZM172 165V166H171ZM210 165H211V167H210ZM212 165H214V166H212ZM254 166V167H252V166ZM35 166V165H34ZM38 165H36L35 167H37ZM124 168H123V167ZM131 166V167H130ZM147 166L150 168H147ZM151 166V167H150ZM157 166V167H156ZM164 166V167H163ZM216 166V167H215ZM237 166H238V168H237ZM74 167V168H73ZM78 167H80V169H82L81 171L82 172H79L80 171V169L78 168ZM159 167V168H158ZM160 167L163 169H165V172H163V171H161V172H159L160 171ZM166 167V168H165ZM178 169H177V168ZM215 167V168H214ZM224 167V168H223ZM235 167L237 168V169H235ZM250 167V168H249ZM70 168H71V170L72 171H74V172H72L71 170H70ZM78 168V169H77ZM92 168V169H91ZM130 168V169H129ZM169 168V169H168ZM193 169H194V166L192 167ZM191 168V169H192ZM212 168H214V169H212ZM221 168H223L222 170L224 171H222L221 170ZM245 168H247V169H244ZM252 168H254L255 170L253 171V169ZM84 169V170H83ZM87 169V170H86ZM131 170V171H129V170ZM135 169H141V170H143V171H148V170H151V171H153V170H155L154 172H133V171H136ZM147 169V170H146ZM153 169V170H152ZM157 169H159V171L157 170ZM161 169V170H162ZM241 169V170H240ZM244 171H247V172H244ZM263 169V170H262ZM184 170L187 172V174H185L186 172H184ZM194 170H196V169H194ZM232 170V171H231ZM237 170V171H236ZM238 170H240V171H238ZM76 171V172H75ZM86 171V172H85ZM92 171V172H91ZM95 171V172H94ZM113 171V172H112ZM169 171H171V172H169ZM175 173V174H173V172ZM183 171V172H182ZM210 171V174L212 175H210V174H208V172ZM227 173H226V172ZM228 171H230V172H228ZM27 172V171H26ZM168 172V173H167ZM221 173V175H220V173ZM249 172V173H248ZM252 172V173H251ZM81 173V174H80ZM139 174V176L137 175L136 176V174ZM160 173V174H159ZM170 173V174H169ZM171 173H172V177H171ZM230 173V174H229ZM234 173V174H233ZM126 174V175H125ZM131 174V176H129ZM135 174V175H134ZM141 174H143V175H141ZM162 174V175H161ZM169 174V175H168ZM177 174V176H175ZM225 174H228V177H229V180H228V177H227V175L225 176ZM262 174V175H261ZM109 175V176H108ZM112 175V176H111ZM118 177H117V176ZM122 175H124L123 176V178H122ZM128 175V176H127ZM134 175V176H133ZM156 175H157V177H156ZM163 175H164V178H162L163 177ZM175 177H174V176ZM187 175V176H186ZM210 175V176H209ZM220 175V178L218 177ZM252 175H256V177L258 178V179H260L259 181H255V179H256V177H255V179H252V178H249V177H253ZM71 176V177H70ZM81 176L82 177H85V178H81ZM87 176H89L88 178H87ZM110 176H111V178H110ZM121 176V177H120ZM127 178H126V177ZM143 177V178H141V177ZM148 176H147V178H148ZM150 176H149V178H150ZM168 176H170L171 178H172V180L168 177ZM179 176H181V177H179ZM207 176H209V177H207ZM108 177V178H107ZM160 177V178H159ZM186 177V178H185ZM187 177H189V178H187ZM206 177H207V179H206ZM132 178V179H133ZM146 178V179H147ZM168 178V179H167ZM174 178V179H173ZM177 178H179V179H177ZM194 178V179H193ZM210 178V179H209ZM222 178V179H221ZM234 178V179H233ZM81 179V180H80ZM158 179V180H157ZM205 179V180H204ZM209 179V180H208ZM218 179V180H217ZM221 179V180H220ZM226 179V180H225ZM250 179H251V181H250ZM93 180H94V182H93ZM124 180H125V183H124ZM161 180V181H160ZM169 180V181H168ZM175 180V181H174ZM201 180V181H200ZM232 181V183H231V181ZM253 180H254V182H253ZM71 181V182H70ZM132 181H134V180H132ZM132 181L130 180V182H131V185H132ZM140 181L138 182V180H137V182H136V180H135V182H136V184L137 183H140ZM158 181V182H157ZM170 181H172V182H170ZM179 182V184L177 183V182ZM199 181H200V183H199ZM205 181H206V183H205ZM211 181V183H209ZM263 181V182H262ZM67 182H69V185L67 186L66 184H68ZM92 182V183H91ZM134 182V183H135ZM169 182H170V184H169ZM177 184H176V183ZM236 182V183H235ZM65 183V184H64ZM90 183V184H89ZM133 183V184H134ZM168 183V184H167ZM202 183V184H201ZM213 183V184H212ZM219 185H218V184ZM231 183V184H230ZM253 183V184H252ZM256 183V184H255ZM263 185H262V184ZM75 184V185H74ZM87 184H89V185H87ZM141 184V183H140ZM140 184H137V185H134V186H132V188H134V187H136V190L138 189L139 191H142L144 188V190H146L147 188H148V183H147V188L146 187H143V184L144 183H142L141 184V186H140ZM157 184H158V186H157ZM221 184V185H220ZM257 184H258V186H257ZM131 185L129 184L128 185V187H130L131 188ZM159 185L160 186H162L161 188L159 187ZM172 186V188H170L169 186ZM178 185H180V186H178ZM184 185V186H183ZM193 185V186H192ZM198 185V186H197ZM205 185H206V187H205ZM208 185V186H207ZM230 187H229V186ZM250 185V186H249ZM84 186V187H83ZM138 186H139V188H142V189H139L138 188ZM145 186H146V183H145ZM165 186H167V187H165ZM195 186V187H194ZM215 186H216V188H215ZM257 186V187H256ZM67 187H69L68 189H67ZM88 187V188H87ZM126 187V188H125ZM155 187V188H154ZM169 187V188H168ZM178 187V188H177ZM185 187V192H183L184 191V188ZM198 187V188H197ZM259 187H261L262 189H260ZM58 188V189H59ZM83 188V189H82ZM162 188L163 189H165L164 190V193H163V190H162ZM182 190H181V189ZM187 188V189H186ZM192 188V189H191ZM223 188V189H222ZM227 188V190H225ZM229 188H230V190H229ZM251 188V189H250ZM258 188V189H257ZM50 189V188H49ZM61 189H59V190H61ZM81 189H82V191H81ZM85 189V190H84ZM108 189V193H110V191H111V189L110 188H107ZM106 189V190H107ZM124 189H125V192H123L124 191ZM127 189V190H126ZM135 189V188H134ZM170 189V190H169ZM173 189V190H172ZM196 189V190H195ZM216 189H218V190H216ZM69 190H71V191H69ZM149 190H151V189H149ZM167 190V192L165 193V191ZM169 190V191H168ZM178 190V191H177ZM200 190V191H199ZM221 190V191H220ZM229 190V191H228ZM262 190V191H261ZM73 191V192H72ZM188 191V192H187ZM192 191H196L198 194H200L199 196H198V194H196V196H190L191 195V192ZM224 191V192H223ZM49 192V191H48ZM74 192H76V193H74ZM81 192V193H80ZM120 192V191H119ZM119 192L117 191V193L119 194ZM155 192V191H154ZM169 192V193H168ZM172 192V193H171ZM176 192V193H175ZM204 192V193H203ZM210 192V193H209ZM215 192V193H214ZM228 192V193H227ZM82 193H83V195H82ZM126 193V195L128 196V194ZM174 193H175V195H174ZM185 193V194H184ZM202 193V194H201ZM219 193H221V194H219ZM164 194H165V197L167 196V198H165L164 197ZM168 194V195H167ZM177 194V195H176ZM209 194V195H208ZM211 194H212V196H211ZM85 195V196H84ZM155 195H156V197H155ZM160 195H162V198L160 197ZM179 195V196H178ZM213 195H214V197H213ZM225 195V196H224ZM168 196H170V197H168ZM173 196V197H172ZM184 196V197H183ZM198 196V197H197ZM204 196V197H203ZM216 196V197H215ZM219 196V197H218ZM175 197V198H174ZM179 197V198H178ZM181 197V198H180ZM183 197V198H182ZM188 197V198H187ZM189 197H190V199H189ZM200 197H201V199H200ZM226 199H225V198ZM227 197H229V198H227ZM139 198V197H138ZM161 198V199H160ZM173 198V199H172ZM192 198V199H191ZM220 198V199H219ZM30 199V200H29ZM116 199V198H115ZM113 199L112 200V206H114L115 208H117L116 206L119 204V201L116 199ZM166 199V200H165ZM184 199V200H183ZM207 199H209L210 201H208ZM32 200V198L30 197V196H28L27 197V199H26V201H28V202H30ZM139 200V201H138ZM153 200V199H152ZM164 200V201H163ZM175 200V201H174ZM192 202H191V201ZM216 200V201H215ZM222 200V201H221ZM118 201V202H117ZM158 201V202H157ZM160 201V202H159ZM198 202V203H196V202ZM203 201V202H202ZM218 201H220V202H218ZM186 202V203H185ZM224 202H226V203H224ZM130 203V204H131ZM155 205H154V204ZM156 203H160V204H156ZM170 203V204H169ZM176 203V204H175ZM189 203V204H188ZM136 204V205H135ZM141 204V205H140ZM144 204V205H143ZM146 204V205H145ZM163 204V205H162ZM169 204V205H168ZM197 204H198V208H197ZM207 204H208V206H207ZM140 205V206H139ZM156 205H157V207H156ZM160 207H159V206ZM162 205V206H161ZM164 205H165V207H164ZM167 205V206H166ZM218 205V206H217ZM221 205V206H220ZM119 206V205H118ZM147 208H146V207ZM169 206V207H168ZM185 206V207H184ZM202 207V209L201 208H199V207ZM138 207V208H137ZM140 207V208H139ZM144 207H145V209H147V210H145L144 209ZM151 207V208H150ZM152 207H153V209H152ZM211 207V208H210ZM260 207V208H259ZM151 210H149V209ZM161 208V209H160ZM164 208H166V209H168V210H166V209H164ZM180 208V209H179ZM182 208V209H181ZM184 208V209H183ZM196 208V209H195ZM205 208H207V209H205ZM212 208H213V211H212ZM263 208V209H262ZM190 209V210H189ZM197 209H199V210H197ZM234 209V210H233ZM262 211H261V210ZM36 210V212L38 211V209H35ZM145 210V211H144ZM166 210V211H165ZM186 210V211H185ZM188 210V211H187ZM202 211V212H199V211ZM32 211H34V210H32ZM164 213H163V212ZM186 213H185V212ZM203 211H204V213H203ZM205 211H207V212H205ZM209 211V212H208ZM237 211V212H236ZM35 212V211H34ZM34 212H32V215H33V217L34 216H36V218H33V220L35 219V220H38V219H40V217L38 216V214L39 213H37V214H35ZM134 212L135 213H137V211L136 210H134ZM162 214H161V213ZM194 212H195V215H194ZM131 213V214H130ZM160 213V214H159ZM189 213V214H188ZM193 213V214H192ZM204 215H202V214ZM208 213V214H207ZM124 214V213H123ZM158 214V215H157ZM164 214H165V216H164ZM191 214V215H190ZM206 214L207 215H211L210 216V218L209 217H207L206 216ZM240 215L241 216V219H240V216H238V215ZM110 215H111V213H110ZM134 215H136V214H134ZM135 216V217H140V216ZM160 215H161V217H160ZM187 215V216H186ZM189 215V216H188ZM196 215H197V217H196ZM126 216V217H125ZM157 216V217H156ZM177 216V217H176ZM192 216V217H191ZM194 216H195V218H194ZM200 216H201V219H200ZM257 218H256V217ZM260 216V217H259ZM26 217H27V219H26ZM31 217V216H30ZM30 217L28 218V216H25V218H24V220H22V222L23 223H19V225H21L20 227H22L23 228V231L20 229V235H18L17 237H16V239H18L20 236H24L25 234H27L28 233V231H29V228H28V225H29V227H31V225L28 223V222H30ZM37 217H38V219H37ZM110 217L111 216H109L108 215V217L107 218H109V219H107L106 218V215H104L103 217H102V220L106 223L107 221H111V219H110ZM179 217V218H178ZM189 217V218H188ZM262 217V218H261ZM112 218V217H111ZM130 218V219H129ZM149 217H147L146 219H148ZM152 218V216L150 217V219ZM166 218V219H165ZM185 218V219H184ZM193 218V219H192ZM208 218V219H207ZM106 219H107V221H106ZM164 219H165V221H164ZM176 219H178V220H176ZM184 219V220H183ZM187 219V220H186ZM190 219V220H189ZM195 219V220H194ZM200 219V220H199ZM206 219V220H205ZM34 220V226H33V229L34 228H36L37 229V227L39 226V228L41 227V225H39V224H37L40 220H38L37 222ZM131 220V221H130ZM154 219H152L151 221H149L148 220V225L149 226H151L150 224H152ZM159 220V221H158ZM163 220V221H162ZM192 220V221H191ZM203 220V221H202ZM231 220V221H230ZM236 220V221H235ZM114 221V219H112V222ZM196 221V223H197V221L200 223V225L197 223V225H196V223H194ZM94 222H95V219H94ZM111 222V223H112ZM151 222V223H150ZM155 222V224L153 223V225L149 228V226H148V228H149V231H150V229H154L153 231H155L156 232V235H157V233H159V232H157L156 231V227H160V226H157V225H159V224H157ZM168 222H172V223H168ZM185 222V223H184ZM146 225H144V226H147V220H146ZM144 223V224H145ZM167 223V224H166ZM186 224L187 226H185L184 224ZM188 223H189V225H188ZM213 223H214V225H213ZM233 223V224H232ZM259 223V224H258ZM24 224V225H23ZM107 224V223H106ZM130 224V225H131ZM157 224V225H156ZM164 224V225H163ZM166 224V225H165ZM169 224V225H168ZM193 224H195V226L193 225ZM205 224H207V226L205 225ZM263 224V225H262ZM128 225V224H127ZM126 225V226H127ZM142 225L143 224H141V226L140 227H142ZM156 225V226H155ZM172 225L174 226V228L175 229H173V227H172ZM192 225H193V227H195V228H193L192 227ZM17 226V225H16ZM153 226H154V228H153ZM214 226V227H213ZM133 227H134V229L137 227V224H134L133 225ZM139 227V229H137V231H136V233L139 231V233L141 234H143V233H145V234H147V236H144V237H146L148 240H150L151 241V239H149L148 238V236H149V233H147V229H145V228H140ZM177 227V228H176ZM182 227V228H181ZM198 227V228H197ZM208 227V228H207ZM26 228V229H25ZM168 228V229H167ZM145 229V230H144ZM185 229V230H184ZM198 229V231H196V230ZM26 230V231H25ZM186 231V233L185 232H183V231ZM208 230V231H207ZM262 230V231H261ZM14 231V230H13ZM152 231V232H153ZM200 231V232H199ZM191 232V233H190ZM215 232V233H214ZM190 233V234H189ZM210 233V234H209ZM23 234V235H22ZM82 234V236L80 235V237H78V241L77 242H81L82 240L83 241H85V243L87 242V240H84V238L86 239L87 238V236H88V238L90 239V238H92V237H90V236H92L91 234H95V233H89V234H84L83 232L81 233ZM140 234H133L132 236H134V238L135 239H137V236L139 235V238H138V243H139V241H141V240H144V237L142 236V234H141V236H140ZM187 234V235H186ZM197 234V235H196ZM87 235V236H86ZM90 235V236H89ZM96 236H97V234H95ZM175 235V236H174ZM183 235V236H182ZM189 235V236H188ZM191 235V236H190ZM193 235L194 236H196V238L195 237H193ZM217 235V236H216ZM94 236V235H93ZM95 236V237H96ZM179 236V237H178ZM15 237V235H13L12 237H11V235H8L6 238L7 239H3V243H5L6 245L8 244V246H9V249H10V251H9V253H8V250H6L7 251V253L5 252V248L7 247L5 244L3 245L4 247H1V248H3V249H1V251H3L4 250V252H3V256L5 255L6 257H9L10 255H13L12 254V250H14V249H16L14 246H16L17 247V244H18V241L14 238ZM83 237V238H82ZM95 237H93V242H94V240L96 239ZM185 237H187V238H185ZM87 238V239H88ZM95 238V239H94ZM133 238V239H134ZM173 238V239H172ZM80 239V240H79ZM88 239V240H89ZM158 239V240H159ZM181 239H183L182 241H181ZM91 239L88 241V242H90V241H92ZM155 240V239H154ZM176 242H175V241ZM5 241V242H4ZM82 241V242H83ZM125 241V240H124ZM123 241V242H124ZM134 241V240H133ZM137 240H135L134 242H136ZM193 241V242H192ZM197 241V242H196ZM203 241V242H202ZM6 242H8V243H6ZM93 242H92V244H93ZM151 242H153L154 243V241H151ZM156 242V241H155ZM185 242V243H184ZM187 242H189L188 244L190 245H188L187 244ZM202 242V243H201ZM208 242V243H207ZM138 243H136V244H138ZM142 243H143V245H142ZM174 243H177V244H175L174 245ZM183 243V244H182ZM111 244V246H112V244H113V242L112 243H110ZM110 244H108V245H110ZM135 244V243H134ZM135 244V245H136ZM139 244H141L142 245V247L144 246V242H140ZM157 244V243H156ZM159 244V243H158ZM179 244V246L177 247V245ZM187 244V245H186ZM200 244V245H199ZM206 244V245H205ZM260 244V245H259ZM125 245V244H124ZM123 245V247H125L126 248V246H124ZM141 245H140V250H141ZM153 246H154V244H152ZM208 245V246H207ZM148 246V245H147ZM157 246V245H156ZM160 245H158V247H159ZM186 246V247H185ZM196 246V247H195ZM199 246V247H198ZM216 246H217V249H216ZM254 246V247H253ZM263 246V247H262ZM13 247V248H12ZM110 246H108V248H109ZM123 247H122V249H123ZM131 246L129 245V248H130ZM133 247V246H132ZM152 247V246H151ZM177 247V248H176ZM203 247H204V249H203ZM226 247V248H225ZM112 247H110V249H111ZM123 249L124 251H127V249ZM145 248V249H144ZM143 249L144 250H148V252H147V250H146V252L148 253V255H146L147 256V258H143V256L142 255H139V257L141 256V258H139V257H137V258H139V260H142V263L144 264H155L156 263V261L154 260H151V259H153V257H154V259H156V256L158 257V255L156 254V252H155V250H156V248H155V250L153 249V247H152V249L154 250V254L156 255V256H154V254H153V251H152V253H149L150 252V246L149 247H144ZM161 248V247H160ZM189 248V249H188ZM192 248V249H191ZM206 248V249H205ZM228 248H229V250H228ZM250 248V249H249ZM12 249V250H11ZM200 249V250H199ZM220 249H221V251H220ZM223 249V250H222ZM225 249V250H224ZM88 250H91V249H89L88 248ZM164 250H165V252H164ZM176 250V251H175ZM180 250V251H181ZM185 250H187V251H185ZM219 250V251H218ZM12 251V252H11ZM186 253H185V252ZM190 251L192 252V253H190ZM208 251V252H207ZM215 251V252H214ZM217 251V252H216ZM224 251H226V252H224ZM261 251V252H260ZM162 252V253H161ZM194 252V253H193ZM197 252H200V254L198 253V254H196ZM212 254H211V253ZM214 252V253H213ZM255 252V253H254ZM0 253H2V252H0ZM5 253V254H4ZM15 253H17V252H15ZM95 253V252H94ZM96 253H98V252H96ZM140 253H142L143 254V252H140ZM147 253H145V254H147ZM166 255H165V254ZM208 253V254H207ZM223 253V254H222ZM9 254V255H8ZM152 254V255H151ZM164 254V255H163ZM189 254V255H188ZM210 254V255H209ZM259 254V255H258ZM144 255V254H143ZM183 255V256H182ZM256 255V256H255ZM151 256V257H150ZM164 258H163V257ZM195 256V257H194ZM213 256V257H212ZM223 256V257H222ZM261 256V257H260ZM11 257V256H10ZM9 257V258H10ZM14 257V255L11 257V258H13ZM203 257V258H202ZM208 257V258H207ZM249 257V258H248ZM10 258V259H11ZM137 258H135V259H137ZM148 258H150V259H148ZM213 258V259H212ZM254 258V259H253ZM261 259L260 261L258 260V259ZM146 259H148L147 261H146ZM159 260V257L157 258V263L158 264H164V263H160L162 260ZM166 259V260H165ZM182 259V260H181ZM184 259V260H183ZM203 259V260H202ZM223 259V260H222ZM13 260V259H12ZM107 260V259H106ZM138 259L137 260H132L133 261V263L135 262V264H142L140 261H139ZM144 260H145V262H144ZM149 260H151V261H153V262H155V263H152L151 261H149ZM168 260V261H167ZM207 262H206V261ZM236 260V261H235ZM107 261H110L109 259L107 260ZM160 261V262H159ZM165 261H167V262H165ZM182 261V262H181ZM187 261H188V263H187ZM190 261V262H189ZM193 261V262H192ZM196 261V262H195ZM204 261V262H203ZM217 261V262H216ZM220 261V262H219ZM230 261H232V262H230ZM236 263H235V262ZM253 261V262H252ZM206 262V263H205ZM255 262H257V263H255Z\"/></svg>","mask_w":264,"mask_h":264},{"label":"bare ground","instance_id":"bare-ground-1","mask_svg":"<svg viewBox=\"0 0 264 264\" xmlns=\"http://www.w3.org/2000/svg\"><path fill=\"white\" fill-rule=\"evenodd\" d=\"M105 1V0H104ZM104 1L103 0H95V2H94V4L96 5V6H91V4H88L89 6H88V8H90V10H88L87 9V7H86V9L87 10H85V9H83L84 7V5L82 6L83 8H82V10L81 11H86V12H92V11H94V10H101L106 4H108L107 2H106V4H104ZM121 1V0H120ZM120 1H118V4H119V2ZM127 1H130V0H127ZM126 1V2H127ZM163 2H162V5H161V7L159 8V10H158V12H157V14H156V16H154L153 18V21H151V22H149V21H145V23H143V24H145V28H144V30H145V32H146V37L148 38L147 39V41L146 42H148L149 41V43H145V45H143L142 43L141 44H136V45H133L132 46V44H135V43H131V42H135V41H131V39H130V41H129V43L131 44H129L128 43V41H127V43H123L122 41H121V39L123 38H125L124 36L125 35H122V30L123 29H125L127 26L125 25V23H124V21H123V24H121V22H122V16H124V14L122 15L120 12V15L118 16L117 14L118 13H113V14H111L110 15V17L109 18H105L106 20H105V24L107 25V29L109 30L108 32H109V35H110V37L112 38L113 36H114V38H115V41L117 40V43H121V48H122V52H121V54H120V52H117V53H119V55H121V57L118 55V54H114L113 53V51H114V49H116V48H114L113 47V45H112V47H111V44H110V46H109V44H107V47L109 48V47H111V49H113L112 50V53L109 51V52H107L106 50V52L104 53L103 51H101V50H103V49H101L100 51H99V53L100 52H102L103 54L102 55H99V53H98V55H96L97 53V51L95 52H92V49H90V50H88V51H90V52H88L86 49H84V50H82V52L84 51V54L82 53L81 54V52L79 53V49H78V51H75L76 49H74V51H75V53H74V55L75 54H77L76 52H78L80 55H81V57H80V59H76V61H79L78 62V64L75 62L74 63V65H75V67H78V69L79 70H77V72L75 73V75L74 76H71V77H73V78H71L73 81V83H74V85H75V87H78L79 85V87H82L81 85H83V90H84V92H85V94H86V92L88 93V92H90V94H88V96L86 97L85 95H83L84 97H85V106H84V108L83 109H85L84 111H81V112H78V118L76 119V120H78L77 122H78V125H77V127H79V131H80V129H83V131H84V129L87 127V126H85L87 123H90V122H92V120H93V123H95L96 124V122H97V120L98 121H100V122H97V123H100V129H101V127H102V125L103 124H105V123H107V121H108V119H109V117L107 118V116H105V112H103L102 113V111H105V110H103V106L101 107V105H104L103 104V102L101 101V99L102 98H100L101 96L102 97H104L103 95H105L106 97H108L109 96V93H110V98H106L105 97V100L107 101H109L113 106H112V108L113 107H115L112 111H114V113L116 112V114H114V115H112V118L111 119H113L114 121H115V119L116 120H118V119H120V121H121V118H120V116L122 117V113H119L120 111H123V109H121L120 107H121V105L122 106H124V99L125 98H128V99H130V101L133 103V102H135L136 101V99H140L142 96H143V98H147V97H144L145 96V93L143 92V91H145L146 90V85H145V82H146V80H145V78L144 79H142V76L141 77H138V79H135V80H133L132 78H131V80L128 78V77H130V75H133L134 76V74H138V76H140V74L139 73H141V74H143V72L145 71L144 69V67H142V69L144 70H140V69H138L137 67H140V66H137L136 67V65L138 64L137 63V61L139 60V59H141V60H139L140 62L141 61H143L142 60V58L145 60H147V58L148 59H152V58H155L156 59V61H155V64L159 67V69H157V75H156V77H155V79H156V81H154L155 83L153 84L152 82V85H153V89L155 88H157L156 90H159V91H156V92H158L157 94H154L153 96H150V94L152 95V93H148V95H149V101H148V106L147 107H145V109H148L144 114H143V112H142V114H140L141 113V111L138 113H134V111H133V116H131V119L133 120V121H138V120H142L141 118H143V117H145L146 118V123H148L149 125H151V128H152V134L150 133V131H149V133H150V135L151 136H149V138L150 139H153V137H154V135H156L157 134V136H160V135H158V133H160V131L159 130H161L160 128H159V132H156V130H155V126L156 125H154L155 123V121H156V119L158 120V117L156 118V116L158 115V116H162V114L161 113H163L164 114V116H163V118L165 117V114H166V117H168L167 116V114L168 113H176L177 114V118L176 119H174L173 120V123L171 122L170 123V125L167 127L168 128V130H167V128H166V130H167V135L165 136V138H164V141H166V140H168V141H166V142H169V143H174V141L175 140H180L179 142V145H177L178 146V148H177V146H176V149L174 148V153L172 154L171 152L173 151L172 149V151L168 154L169 156L170 155H173V158H172V156H170L171 158H169V159H171V160H175V164H174V162H172L174 165H176L178 168H179V170L181 169L182 170V168L184 167L186 170H187V168L189 169L190 168V170L191 171H189V170H187L189 173L190 172H192V170L193 171H195V172H207L208 170H210V168H203V167H201L200 166V163H198V159H194L196 156V154L195 155H191V154H187V153H185V154H187V155H185L184 154V149L186 148V143H189L190 141V139H188V141H185L184 143H182L183 141L179 138V135H180V132H182L181 130H184V132H185V130H187V126L186 127H184V129H182L180 126H179V124L181 123V121L184 119V117H185V115H186V113H187V106L186 105H184L183 104V101H181L180 100V98L181 97H183L184 98V94H186L187 96H190V95H192V94H194L195 92H197L196 90L197 89H195L196 87H198L199 85H203V88H204V86L206 87V85L208 86V84H212L213 85V82L214 83H218V82H220L219 84H221L222 85V87L224 86V84L226 85H228V84H230V86H231V88L233 87V85L236 83V80H239V84H240V79L243 77L242 75H244L243 73H240V74H237V72H234L235 71V69H234V71H233V67H232V64H234L235 66H236V64H237V61L238 60H236V62H234L235 60H234V58H236V59H239L240 57H242V55L244 56V58L245 59H242V60H240L239 61V63L240 62H242V61H247L248 60V63H246V64H248V65H245V64H238L237 65V67L239 66V65H245L246 66V69L248 68V70L250 69V67L251 66H255L254 67V69L253 70H256L260 75L262 74V77L264 78V47L263 48H261V50H259V54H258V52H257V55H256V51H255V56L252 54V53H250V54H252L251 55V57H248V56H246V55H248L244 50H247L248 51V49H245L247 46H248V41L246 42V40H245V38H243V36L240 38V36L241 35H243V31H242V34H241V31L238 33V35H240L239 36V40L240 41H242V43H240L239 41L235 44V46H232V47H230V49H229V54H228V52H227V55H225L226 57L224 58L226 61L227 60H230V58L232 57H234L233 58V60H231V61H229L228 63H226L225 64V66H228V65H230L231 66V70H230V68H225L224 70H223V72H222V74L220 73L221 72V70L220 69H218V68H222V67H220V63L222 64V62L224 61L223 59H222V57L223 56H221L222 55V53L221 52H223L222 50H223V45H222V47L220 48V45L221 44H223L224 43V38H225V41H226V37H224V35H226V33H225V31H223L222 30V26H223V24L224 25H226L225 24V22L227 21L228 22V20H226L227 18H226V15H228V13L226 14V13H224V12H226V11H224L225 9H226V7H225V9H224V6H227V3H226V1L225 0H162ZM262 1V0H261ZM11 2V1H10ZM12 4L10 5V4H8L9 2H7V0H5L4 2H3V0H0V27H1V25H3L2 23H4L5 24V22H8V23H14V16H17V17H19V19H18V21L16 20L15 22H17V23H15V26H16V24L17 25H19L22 21L24 22V20L23 19H25L27 16L26 15H31L32 13H34V11L37 9L38 10V8H39V10L41 9V10H48V11H50V9H52V7H57L58 5H56V4H58V2H62L61 0H12ZM54 2H56L55 4H54ZM116 2V1H115ZM123 2H125L124 0H123ZM132 2V1H131ZM117 3V2H116ZM115 3V4H116ZM226 3V4H225ZM60 5H62L61 3H59ZM64 4V3H63ZM67 4H68V2H67ZM71 4V3H70ZM76 4V3H75ZM74 4V5H75ZM85 4V3H84ZM118 4H116V5H118ZM121 4H123V3H121ZM129 4V5H128ZM127 4V6H129V8H130V3H128ZM135 4V3H134ZM261 4V3H260ZM77 5H78V3H77ZM76 5V6H77ZM112 5V4H111ZM258 5V4H257ZM262 5H263V3H262ZM262 5H261V7H262ZM67 5H65V7H66ZM75 6V7H76ZM85 6H86V4H85ZM108 6H109V4H108ZM113 6H115V5H113ZM120 6V5H119ZM118 6V7H119ZM133 6V5H132ZM62 7H63V5H62ZM62 7H59V9H58V7L55 9V10H57V11H61V8ZM91 7H92V11H91ZM93 7H95L94 9H93ZM112 7V6H111ZM110 7V8H111ZM117 7V6H116ZM124 7V6H123ZM263 7H264V5H263ZM262 7V8H263ZM69 8V7H68ZM71 8V7H70ZM74 8V7H73ZM73 8L71 9V10H73ZM105 8V7H104ZM113 8V7H112ZM120 8V7H119ZM118 8V9H119ZM261 8V9H262ZM65 9V8H64ZM76 9V8H75ZM81 9V8H80ZM117 9V10H118ZM127 9V8H126ZM103 10H106V8L105 9H103ZM120 10V9H119ZM62 11H63V8H62ZM108 11H110V10H108ZM121 11V10H120ZM126 11V10H125ZM132 11V10H131ZM262 11V10H261ZM261 11H259V13L261 12ZM41 12V11H40ZM262 12H264V10L262 11ZM261 12V13H262ZM75 13V12H74ZM123 13V12H122ZM126 13V12H125ZM258 13V12H257ZM260 13V14H261ZM42 14V13H41ZM40 14V15H41ZM77 14V13H76ZM108 14V13H107ZM128 14H130V13H128ZM131 14H133V13H131ZM259 14V15H260ZM25 15V16H24ZM45 15V14H44ZM127 15V14H126ZM125 15V16H126ZM258 15V14H257ZM104 16H106V15H104ZM107 16H109V15H107ZM127 16H129V15H127ZM229 16V15H228ZM22 17H25V18H22ZM253 17V16H252ZM255 17V16H254ZM261 17H263V15L261 16ZM36 18H38V17H35L34 19H36ZM41 18V17H40ZM124 18V17H123ZM130 18V17H129ZM134 18V17H133ZM33 20V18H32V15L30 16V22ZM104 19V18H103ZM261 19V21H262V18H260ZM1 20L3 21V22H1ZM127 21H128V19H126ZM126 20H125V22H126ZM152 20V19H151ZM264 20V19H263ZM71 21V20H70ZM254 21H255V19H254ZM256 21L258 22V18L256 19ZM255 21V22H256ZM28 22V21H27ZM72 22V21H71ZM134 22V21H133ZM226 22V23H227ZM29 23V22H28ZM28 23H27V25H28ZM34 23V22H33ZM35 23H37V22H35ZM129 23H131V22H129ZM250 23V22H249ZM253 23V22H252ZM264 23V22H263ZM31 24V23H30ZM253 24H255V23H253ZM252 24V25H253ZM260 24H262V22L260 23ZM259 24V25H260ZM7 25H9V24H7ZM12 25V24H11ZM21 25V24H20ZM23 25H24V23L21 25L22 26V29L20 28V31H19V29L18 30H16L15 32V35H16V37L18 38L19 36H21V37H23V31H24V33H25V29L23 28ZM34 25V24H33ZM122 25V26H121ZM221 25V31H220V29H219V26ZM244 25V24H243ZM242 25V26H243ZM259 25H257V27L259 26ZM251 26V25H250ZM249 26V27H250ZM254 26V25H253ZM264 26V25H263ZM18 27H20V26H18ZM36 27V26H35ZM74 27V26H73ZM129 27H131V26H129ZM129 27H127V28H129ZM224 27V30H227L226 29V26H223ZM256 27V26H255ZM3 28V27H2ZM2 28H0V29H2ZM10 28V27H9ZM31 28H33V27H31ZM72 28V27H71ZM70 28V29H71ZM132 28V27H131ZM254 28V27H253ZM264 28V27H263ZM4 29V28H3ZM14 29H16V28H14ZM68 29V28H67ZM242 29V28H241ZM260 29H262V28H260ZM260 29H258V30H260ZM76 30V29H75ZM127 30V29H126ZM257 30V31H258ZM0 31H3V30H0ZM11 31H13L14 32V30H12L11 29ZM68 31V30H67ZM223 31V32H222ZM256 31V30H255ZM254 31V32H255ZM261 31V30H260ZM119 32H121V33H119ZM141 32H143V30L141 31ZM145 32H144V34H145ZM227 32V31H226ZM253 32V33H254ZM259 32V31H258ZM262 32L264 33V30L263 31H261V35H262ZM1 33V32H0ZM27 33V32H26ZM65 33H66V31H65ZM129 33V32H128ZM225 33V34H224ZM12 34H14V33H12ZM20 34V35H19ZM22 34V35H21ZM63 34V33H62ZM4 35V34H3ZM26 35V34H25ZM65 35V34H64ZM142 35H143V33H142ZM142 35H140V36H142ZM260 35V36H261ZM7 36V35H6ZM67 36H69V35H67ZM66 36V37H67ZM86 36V35H85ZM123 36V37H122ZM133 36V35H132ZM137 36V35H136ZM144 36V39H146V37H145V35H143ZM227 36V35H226ZM121 37V38H120ZM129 37H131V35L129 36ZM61 38H62V36H61ZM68 38V37H67ZM69 38H71V37H69ZM83 38H85V37H83ZM132 38V37H131ZM142 38V37H141ZM244 39V42H243V39ZM259 38V37H258ZM263 38V37H262ZM57 39V38H56ZM64 39V38H63ZM128 39V38H127ZM136 39V38H135ZM252 39V38H251ZM250 39V40H251ZM254 39H255V42H254ZM254 39H252L253 40V42L252 41H250L251 43L250 44H253V45H256V42H258V39H256V38H254ZM17 40V39H16ZM70 40V39H69ZM73 40V39H72ZM72 40H70V42H68L69 43V45H72L73 43H74V41H73V43L71 42ZM79 40V39H78ZM119 40V41H118ZM125 40V39H124ZM129 40V39H128ZM248 40V39H247ZM11 41V40H10ZM18 41V40H17ZM26 41H29V40H26ZM57 41V40H56ZM59 41V40H58ZM83 41V40H82ZM85 41H87V40H85ZM145 41V40H144ZM143 41V42H144ZM223 41V43H221ZM235 41V40H234ZM15 42V41H14ZM60 42V41H59ZM78 42V41H77ZM80 42V41H79ZM246 42V43H245ZM45 43V42H44ZM56 43V42H55ZM71 43V44H70ZM221 43V44H220ZM240 43V44H239ZM245 43V44H244ZM75 44V43H74ZM83 44V43H82ZM85 44V43H84ZM83 44V45H84ZM87 44V43H86ZM91 44V43H90ZM240 46L241 44L243 45H241L240 47L238 46V45ZM18 45V44H17ZM27 45H28V43H27ZM80 45V44H79ZM106 44H104V46H105ZM140 45H143V46H140ZM247 45V46H246ZM253 45H250V46H253ZM25 46V45H24ZM23 46V47H24ZM68 46V45H67ZM85 46V45H84ZM84 46H82V48L84 47ZM98 46V45H97ZM236 46H238V47H236ZM250 46H248V47H250ZM18 47V46H17ZM16 47V49H18L19 48V50L20 51H18V50H16V51H18L17 53H22L21 52V47H18L17 48ZM64 47V46H63ZM73 47H75V46H73ZM235 47V48H234ZM242 47L244 48L242 51H241V49H242ZM257 47V46H256ZM255 47V48H256ZM0 48H1V46H0ZM68 48V47H67ZM81 48V46H80V49H82ZM90 47H88V49H89ZM91 48H93V50H94V47H91ZM227 48V47H226ZM225 48V49H226ZM236 48H238V50H240V51H238L237 50V52L238 53H235V54H241V56L240 57H238L237 55H235V54H233V56H230L231 55V53H233V51H236ZM259 48V47H258ZM2 50H3V47L1 48ZM28 48L26 47V51H25V49H23L25 52H27L28 50H27ZM72 49V48H71ZM99 49V48H98ZM221 49V52L219 51ZM231 49H234V50H231ZM257 49V48H256ZM10 50V49H9ZM12 50V49H11ZM31 49L29 48V51H30ZM63 50V49H62ZM69 50V49H68ZM73 50V49H72ZM228 50V49H227ZM226 50V51H227ZM13 51V50H12ZM15 51V50H14ZM13 51V52H14ZM23 51V55H25V54H27V53H25ZM71 51V50H70ZM69 51V52H70ZM81 51V50H80ZM230 51H232V52H230ZM244 51V52H243ZM3 52V51H2ZM2 52H0V53H2ZM11 52V51H10ZM9 51L7 52V55H9L8 53H10ZM31 52V51H30ZM73 52V51H72ZM241 52V53H240ZM242 52H243V54H242ZM250 52V51H249ZM15 53V52H14ZM16 53V54H17ZM32 53V52H31ZM96 53V54H95ZM123 53V54H122ZM246 53V54H245ZM2 54H5V53H2ZM12 54V53H11ZM10 54V55H11ZM33 54V53H32ZM32 54H28V55H26V56H32ZM35 54V53H34ZM106 55L107 57H105V56H103V55ZM218 54H219V57H218ZM225 54V51H224V53H223V55ZM1 55V54H0ZM36 55V54H35ZM73 54H70V57L72 56ZM79 55V56H80ZM116 55H118L117 57H118V59H117V57H116ZM5 56V55H4ZM13 56V55H12ZM12 56H8V57H10V59H12V58H14V56L12 57ZM20 56V54L18 55L17 54V56L15 55V57L17 58V57H19ZM37 56V55H36ZM76 56V55H75ZM77 56H78V54H77ZM221 56V57H220ZM230 57L229 59H226V58H228V57ZM238 58H237V57ZM28 57H26V59H33V57H35V56H32L31 58H28ZM68 57V56H67ZM125 57V58H124ZM140 57V58H139ZM217 57L219 58V60L221 59V60H223L222 62H221V60H220V63L218 62V60H217ZM248 57V58H247ZM2 59L4 58L3 57V55H2V57H1ZM20 58V57H19ZM37 58V60H39L38 59V56L36 57ZM72 58V57H71ZM78 58V57H77ZM120 58V59H119ZM121 58H123V59H125V60H127V61H125L126 62V65H124V66H122L121 65V63L122 64H124V60L123 59H121ZM138 58V59H137ZM250 58V59H249ZM5 59L7 60V56L5 57ZM9 59V60H10ZM18 59V58H17ZM16 59V60H17ZM24 59V58H23ZM35 59V58H34ZM42 59V58H41ZM136 59H137V61H136ZM12 60H14V59H12ZM20 60V59H19ZM22 60V59H21ZM74 60H75V58H74ZM123 61V62H121V61ZM145 60V61H146ZM216 60H217V62L219 63V65L218 64H216ZM138 61V62H139ZM70 62H74V61H70ZM137 64H136V63ZM233 62V63H232ZM67 63V62H66ZM229 63H231V64H229ZM236 63V64H235ZM140 64V63H139ZM141 64L143 65V63L141 62ZM73 65V66H74ZM80 65H81V67L83 68H80ZM153 65V64H152ZM216 65H217V67L218 68H216ZM233 65V66H234ZM154 66V65H153ZM156 66V67H157ZM222 66H224V65H222ZM244 66V67H245ZM248 66V67H247ZM74 67V68H75ZM147 67V66H146ZM152 67V66H151ZM155 67V66H154ZM153 67V68H154ZM236 67V70H239L238 68ZM242 67V66H241ZM243 67V69L245 70V68ZM153 68H152V70H153ZM240 68V67H239ZM110 69V70H109ZM112 69H114L113 71H112ZM155 69V68H154ZM216 69H218L219 70V72H218V70L216 71ZM223 69V68H222ZM159 70V71H158ZM225 70H227V71H225ZM247 70V71H248ZM251 70V69H250ZM69 71H71V70H69ZM73 71V70H72ZM71 71V73H73ZM110 71V72H109ZM246 71V70H245ZM146 72V71H145ZM155 72H156V70H155ZM217 72H218V74H217ZM239 72H241V71H239ZM148 73H149V71H148ZM147 73V74H148ZM151 73H152V71H151ZM215 73L217 74V75H219V73H220V76H219V78H218V76L216 75V77H215ZM235 73V74H234ZM150 74V73H149ZM237 74V75H236ZM71 75V74H70ZM214 75V76H213ZM235 75H236V77H235ZM240 75V76H239ZM144 76V75H143ZM239 76V78L238 79H235V78H237ZM132 77V76H131ZM145 77V76H144ZM214 77H215V80H214ZM241 77V78H240ZM244 77H245V75H244ZM255 77V76H254ZM259 76H257V78H258ZM261 77V78H262ZM140 78V79H139ZM148 78V76L146 77V79ZM210 78H213L212 80H214L213 82H212V80L210 81V82H208L207 83V81H209L210 80ZM216 78H217V80L219 79L220 81H217L216 80ZM256 78V77H255ZM256 78V79H257ZM262 78V79H263ZM151 79V78H150ZM243 79V78H242ZM99 80V81H98ZM152 80V79H151ZM259 80H260V78H259ZM258 80V81H259ZM149 81V80H148ZM254 81V80H253ZM252 81V84H254V82ZM256 82H257V80H255ZM260 81H263L264 82V79L263 80H260ZM65 82V81H64ZM71 82V83H72ZM238 83V82H237ZM236 83V84H237ZM64 84V83H63ZM79 84V85H78ZM218 84V85H219ZM232 84V85H231ZM236 84L234 85V87L236 86ZM239 84H237L238 85V87H240L241 85H239ZM257 84H258V82H257ZM78 85V86H77ZM151 85V86H152ZM211 86V85H210ZM261 86V85H260ZM68 86H66V87H64V88H67ZM201 87V86H200ZM222 87H220V88H222ZM242 87V86H241ZM240 87V88H241ZM255 87V86H254ZM256 87H257V85H256ZM81 88V89H82ZM144 88H145V90H144ZM152 88V87H151ZM262 88V89H261ZM261 94L259 93V95H258V98L259 99H257V102H254V103H252V104H250V107H249V105H248V108L250 109V108H253V109H251L252 111H253V115L255 114V117H256V114L257 115H260V116H262L261 117V124L262 125H260L261 127H262V130H263V132L262 131H260V132H262V139H263V141H262V144H264V83H263V85L261 86ZM62 89V88H61ZM234 89V91H235V88H233ZM237 89H239V88H237ZM236 89V90H237ZM255 89V88H254ZM62 90H64V89H62ZM67 90V89H66ZM70 90V89H69ZM137 90V91H136ZM191 91V92H189V91ZM218 90V89H217ZM244 90V89H243ZM259 90V89H258ZM31 91V90H30ZM223 91V90H222ZM233 91V92H234ZM27 92H29V91H27ZM69 92V91H68ZM68 92H66V93H68ZM147 92V91H146ZM150 92H151V90H150ZM189 92V93H188ZM232 92V91H231ZM247 92V91H246ZM29 93H31V92H29ZM154 93V92H153ZM215 93V91H212V92H210V91H208V93H207V95H212L213 96V94ZM216 93H217V91H216ZM215 93V94H216ZM235 93V92H234ZM238 93V92H237ZM249 93V92H248ZM42 94V93H41ZM40 94V95H41ZM44 94V93H43ZM42 94V95H43ZM107 94H108V96H107ZM197 94V93H196ZM240 94H241V92H240ZM27 95V94H26ZM31 95V94H30ZM32 95H34V93L32 94ZM58 95V94H57ZM61 95V94H60ZM64 95V94H63ZM123 95V96H122ZM199 95V94H198ZM200 95H202L201 93H200ZM199 95V96H200ZM236 95V94H235ZM238 95V94H237ZM53 96H55V95H53ZM59 96V95H58ZM66 96V95H65ZM100 96V97H99ZM122 96V97H121ZM203 96H205V95H203ZM215 96V95H214ZM221 96V95H220ZM239 96H241V95H239ZM239 96H237V97H239ZM23 97H26L25 95L23 96ZM46 97V96H45ZM51 96H49L48 95V97H47V99H48V101H49V99L51 100V99H54V98H56L57 96H55L54 98H50ZM98 98V100H100L101 102H102V104L100 105L99 103L97 104V103H93L92 102V100L94 99V98ZM124 97V98H123ZM206 97V96H205ZM223 97V96H222ZM235 97V96H234ZM27 98V97H26ZM29 98V97H28ZM27 98V99H28ZM41 98H43V97H41ZM58 98V97H57ZM78 98H81V99H83V100H81V99H78ZM96 98V99H97ZM200 98V97H199ZM198 98V99H199ZM243 98H245V97H243ZM249 98V97H248ZM32 99V98H31ZM59 99V98H58ZM63 99H65V97L63 98ZM72 100V101H79V102H77V103H80V100L81 101H83V103H84V98L82 97V96H79V97H77L76 99H72L71 98V96H67L66 97V100H67V102L65 101V104H67L70 100ZM201 99H205V100H207V98H201ZM221 99V98H220ZM234 99V98H233ZM239 99V98H238ZM35 100V99H34ZM38 100V99H37ZM204 100V101H205ZM25 101V100H24ZM24 101H23V103H24ZM29 101V100H28ZM36 101V100H35ZM34 101V102H35ZM46 100L44 99V101H43V103L45 102ZM56 101V102H55ZM55 103L54 104H56L57 102H59V103H62L60 100H56L55 99ZM63 101V100H62ZM74 101V102H75ZM93 101H95V100H93ZM140 101V100H139ZM144 101V100H143ZM243 101H245L246 102V100L244 99ZM247 101H249L250 102V100H247ZM31 102H33V101H31ZM47 102V101H46ZM91 102V103H90ZM109 102L107 103L108 105H111V104H109ZM203 102V101H202ZM201 101H200V103H202ZM222 102V101H221ZM28 103V102H27ZM48 103V102H47ZM127 103V102H126ZM129 103V102H128ZM137 103H139V102H137ZM243 103V102H242ZM39 104V103H38ZM45 104V103H44ZM51 104H53V103H51ZM50 104V105H51ZM53 104V105H54ZM64 103H62V105H63ZM64 104V105H65ZM73 104H75V103H73ZM72 104V105H73ZM82 104V103H81ZM97 104V105H96ZM106 104V105H107ZM130 104V103H129ZM224 104V103H223ZM245 104H247V103H245ZM25 105V104H24ZM34 105V104H33ZM36 105V104H35ZM71 104L69 105V106H71L70 108H75L76 106H78L79 104H77V105H73L72 106ZM83 105V104H82ZM90 105V106H89ZM91 105H94V107L92 108L91 107ZM107 105V106H108ZM142 105V104H141ZM206 105V104H205ZM230 105H231V103H230ZM242 105L244 106V104H241L240 105V107H242ZM252 105V106H251ZM56 105H54V107H55ZM75 106V107H74ZM98 106V107H97ZM129 106V105H128ZM146 106V105H145ZM195 106V105H194ZM207 106V105H206ZM236 106V105H235ZM246 106V105H245ZM48 105H46V106H43L42 108H43V111H47V112H45V113H47V119L48 120H46V121H48V122H45V120L44 121H42L41 120V122L40 123H38V125H37V127L36 126H34V124H33V126L32 127H34V131L32 130L31 131V129H29V131H25L23 134V136L21 137V135L19 136L20 138H17L18 136L16 135V132L18 131V126H12V124L11 125H8L9 126V128L8 129H13V130H9V132H13V133H9L8 132V129L6 128V126H7V123L6 122H8L9 120H11V118L9 119L8 117L10 116V117H12V119H13V115H12V113H11V115L10 114H6V116H3V117H7V119H9L8 121H7V119L5 120L4 118H1L0 117V121H1V119L2 120H5L4 122L2 121L1 123L4 125V123H6L5 125H4V127H2V125L0 124V126H1V128L3 129V128H5V129H3V131H5L6 132V134H8L9 133V135H6L5 134V132H4V134H3V136L1 135V137H0V147L2 146V145H4V149L2 148V150H4V151H7L6 153L4 152V151H2V154L4 153V154H6V155H0L1 156V160H0V252H2V253H0V264H135V262L133 263V261L132 260H139V258H141V256L139 257V255H142L143 256V258L145 259V258H147V256L146 255H148V250H147V252H146V250H144L145 248V246L146 247H149L150 246V252L149 253H152V251H153V254H154V250H155V248H156V250H155V252L157 251V248L158 249H160L161 251H163V246L165 245L164 244V242H167V240L165 241H163V246H161V242H158V241H162L161 239H164L167 235H165V236H163L162 234H164V233H166L167 232V234H169L170 235V233H168V230H164L165 229V227H168V228H170L171 226H162V224H160V223H157L156 221H157V219H158V217H157V219H155L154 217V212L156 211H158V210H150L149 208V210L151 211L150 213L149 212H146V215H144L145 217H141L140 215H137V214H139L140 212L138 211V210H141V208L140 209H134V210H136L137 211V213H135L134 212V210H133V208H132V210L131 211H129V212H132V214H131V216H129V217H132L133 218V220H132V224L131 223H127L126 224V222H125V220H127V218L128 217H126V219H124V215H125V212H127L126 210L130 207V205H132L133 206V204L131 203V201H133V200H135L136 198L137 199H139V200H141V204H142V202H144V203H146V202H148V200H150L148 203H146V204H148V205H150L149 203L150 202H152V201H154V203L156 202V200L157 199H155V198H153V196H154V194H157V193H160L161 192V189H160V192L159 191H157V190H154V191H152V187L153 186H155V184L156 183H154V185H152V186H150L149 184L150 183H152L153 184V181H155L156 179H154V177H153V175H152V177L150 176V178H149V176L148 175H144V176H146L144 179H142L141 181H140V178H138V179H135V178H133V177H128V179L129 178H131V179H129L128 180V182H129V184L131 185V182H130V180L132 181V180H134V181H132V185H131V188L130 187H128V183H126L127 184V189H128V192L131 190V192H129L130 194H128L127 192V194H128V196L126 195V193H123V194H121L122 193V190H123V188H121L122 186H123V184H121L120 185V180L118 181V179L117 178H114V179H112L111 178V176H110V180H105V178H104V176H103V173L105 172L104 170H103V167L106 169H110V168H112V170H114V172H119V174H120V172H123V171H126V169L125 170H122L121 171V165H123L124 163L123 162H121V164H119L118 163V159H116V156L115 157H104V156H99V155H97L96 154V156L95 157H93L94 159L96 158L97 159V162H93V163H97V167L95 168L96 169V172H95V177H94V179L95 180H97L98 182L96 183H94V184H90L91 185V188H89L88 189V192H87V198L85 199V200H83V199H79V198H77L76 196H78L79 195V192H78V195L76 194V196H73V194L72 195H69V194H62V191L64 190H62L61 188H59V186L57 185V184H60L61 182H63V181H65L66 180V173H69L68 171H69V162H68V159L70 158V154H72V153H74L75 151H77V150H79L83 145H82V143H81V140H83V141H85L86 139L85 138H83L82 136H80V135H78L77 134V138H74L73 140L71 139V141H69V143H67V145H68V149L66 148V150H64V149H59L60 151L59 152H57V160H53L54 159V155H53V152L55 151L54 149H55V147H53L52 146V143L50 142V139H51V137H53V133L52 132H54V131H56V130H58L57 131V133H59V132H61L63 129V126L65 127V125H67V124H65V125H62V121H60V116L61 115H56L55 116V118H56V121L57 120H59V123L57 122V124L55 125L52 121H55V120H52L51 119V117H49V114L51 113L50 111H48L49 109H48ZM53 107V109H55ZM91 107V110L89 109ZM98 108V110H94L95 108ZM104 107H106V106H104ZM129 107H131V106H129ZM140 107H142V106H140ZM197 107V106H196ZM208 107V106H207ZM226 107V106H225ZM231 107H232V105H231ZM37 108H39L38 106H37ZM36 108V109H37ZM51 108V107H50ZM59 109V107L57 106L56 107V109ZM111 108V107H110ZM110 108H108V109H110ZM125 108V107H124ZM195 108V107H194ZM201 108V107H200ZM204 108V107H203ZM243 108V107H242ZM27 109V108H26ZM31 109V108H30ZM82 109V108H81ZM95 111L93 114H92V112L90 113V111H93V110ZM107 108H106V110H108ZM145 109H143V110H145ZM189 109V108H188ZM245 109V107L242 109V111ZM28 110V109H27ZM31 110H34V109H31ZM72 110V109H71ZM76 110V109H75ZM78 110V109H77ZM125 110V109H124ZM191 110V109H190ZM205 110H208V109H205ZM217 110V109H216ZM219 110V109H218ZM217 110V111H218ZM230 110H231V108H230ZM248 110V109H247ZM30 111V110H29ZM37 111V110H36ZM54 111V110H53ZM62 111L64 112V109H62ZM61 111V109H59V112H62ZM65 111H67V110H65ZM74 111V110H73ZM108 111H110V110H108ZM132 111V110H131ZM163 111V112H162ZM189 111V110H188ZM222 111V110H221ZM97 112V113H96ZM159 112V114H157ZM211 112V111H210ZM244 112V111H243ZM250 112V111H249ZM34 113H35V111H34ZM55 113H57V112H55ZM65 113V112H64ZM64 113H62V114H64ZM79 113H80V115H79ZM108 113V112H107ZM109 113H111V112H109ZM173 113H172V115H173ZM251 113V112H250ZM249 113V114H250ZM15 114V113H14ZM75 114H77V113H75ZM90 114H92L93 116H94V114L96 115L97 114V116L98 117H100L101 119H98V117L97 118H95V120H96V122L94 121V117H90L91 115ZM104 114V115H103ZM113 114V113H112ZM128 114V113H127ZM138 114V115H137ZM221 114H222V112H221ZM221 114L219 113V116H221ZM231 114V113H230ZM8 115V116H7ZM108 115V114H107ZM171 114H170V116H172ZM191 115V114H190ZM192 115H194V114H192ZM213 114L212 113H207V111H205L204 112V110H202V109H199L198 111H197V115L195 116V118H193V119H195V120H197L199 123H197L198 125H200L201 123L203 124V122H206L205 121V118H207V119H209L208 117H210V118H212L213 116H212ZM248 115V114H247ZM246 115V116H247ZM251 115V114H250ZM50 116H51V114H50ZM77 116V115H76ZM109 116V115H108ZM123 116H125V115H123ZM217 116V115H216ZM219 116H218V118H219ZM238 116V115H237ZM252 116V115H251ZM50 119H49V118ZM59 117V118H58ZM63 117H65V119H67L66 117L67 116H65V114L63 115ZM173 117V116H172ZM230 117V116H229ZM250 117V116H249ZM253 117V116H252ZM58 118V119H57ZM91 118H92V120H91ZM130 118V117H129ZM163 118H161V119H163ZM221 119L220 120H223L224 118H222V117H220ZM236 118V117H235ZM240 118V117H239ZM246 118V117H245ZM258 118V117H257ZM39 119V117L37 116V118H36V121ZM106 119H107V121H106ZM126 119H127V117H126ZM130 119V120H131ZM191 119V118H190ZM216 119V118H215ZM52 120V121H51ZM71 120V119H70ZM73 120V119H72ZM89 120H91L90 122H89ZM110 120V119H109ZM112 120V121H113ZM131 120V121H132ZM145 120V119H144ZM227 120V119H226ZM245 120V119H244ZM246 120H248V119H246ZM254 120V119H253ZM12 121H15L14 119L12 120ZM12 121H10V123L12 122ZM39 121H40V119H39ZM67 121H69V118L67 119ZM66 121V122H67ZM73 121H75V118H74V120ZM111 121V122H112ZM113 121V122H114ZM120 121H117V123L119 122L120 123ZM122 121H123V119H122ZM130 121V122H131ZM160 121V120H159ZM164 121V120H163ZM163 121H161V122H163ZM167 121H171V120H168L167 119ZM215 121V120H214ZM224 121V120H223ZM222 121V122H223ZM238 121V120H237ZM256 121V120H255ZM60 122H61V125H60ZM64 122V121H63ZM70 122V121H69ZM105 122V123H104ZM109 122V121H108ZM112 122V123H113ZM129 122V123H130ZM141 122V121H140ZM221 122V121H220ZM218 122L219 123V126L220 127H222L223 128V126H225L226 125V123H225V125H223V126H221L223 123L221 122ZM254 122V121H253ZM15 123V122H14ZM84 123H86L85 125H83ZM92 123V124H93ZM115 123V122H114ZM126 123V122H125ZM167 123V122H166ZM209 123V122H208ZM211 123V122H210ZM237 123V122H236ZM239 123V122H238ZM246 123V122H245ZM255 123V122H254ZM9 124V123H8ZM36 124H37V122H36ZM76 124V123H75ZM108 124V123H107ZM107 124H105V125H107ZM140 124V123H139ZM138 124V125H139ZM142 124V123H141ZM164 124H165V122H164ZM169 124V123H168ZM167 124V125H168ZM186 124V123H185ZM205 124V123H204ZM221 124V125H220ZM228 124V123H227ZM235 124V123H234ZM244 124V123H243ZM252 124V123H251ZM87 125H89V124H87ZM98 124H96V125H94V127H96ZM108 125H110V122H109V124ZM113 125H116V124H113ZM122 125V124H121ZM146 125V124H145ZM158 125H159V123H158ZM157 125V126H158ZM195 125L196 124H194V127H195ZM197 125V127L199 128V126ZM211 125V124H210ZM240 125V124H239ZM238 124H237V126L236 127H238L239 126ZM256 125V124H255ZM258 125V126H259ZM81 126H83L82 128H81ZM84 126H85V128H84ZM90 126V125H89ZM93 126V125H92ZM91 126V127H92ZM132 126V125H131ZM141 126H143V125H141ZM161 126V125H160ZM201 127H202V125H200ZM208 126V125H207ZM206 126V127H207ZM228 125H226V127H227ZM252 126H254V125H252ZM259 126V127H260ZM12 127V128H11ZM16 127H17V129H16ZM31 127V128H32ZM58 127H59V129H58ZM104 127V126H103ZM115 126H113L112 128H114ZM116 127H118V125L116 126ZM120 127V126H119ZM118 127V128H119ZM122 127V126H121ZM125 127H127V126H125ZM140 127V126H139ZM193 127V128H194ZM201 127L199 128V129H201ZM204 127V126H203ZM210 127V126H209ZM209 127H207V128H209ZM225 127V128H226ZM240 127V126H239ZM256 129H257V127L256 126H254ZM1 128H0V134H2L3 132H1ZM88 128V127H87ZM86 128V130H88ZM93 128V127H92ZM105 128H107V127H105ZM105 128L104 129H102L100 132L103 134H105L106 132H105ZM117 128V129H118ZM132 128V127H131ZM149 128H150V126H149ZM213 128V127H212ZM229 129L231 128V126H229L228 127ZM255 128H254V130H255ZM16 129V130H15ZM60 129H61V131H60ZM66 129V128H65ZM64 129V130H65ZM69 129V128H68ZM99 130V128L98 127H96V128H94V130ZM108 129V128H107ZM117 129H116V131H117ZM121 129V128H120ZM143 129V128H142ZM190 129V128H189ZM196 129V128H195ZM195 129H194V133H195ZM216 129L217 128H215L214 129V131H216ZM233 129V128H232ZM7 130V131H6ZM15 130V131H14ZM71 130V129H70ZM69 130V131H70ZM73 130V129H72ZM76 130V129H75ZM93 129H89V131H92ZM104 130V131H103ZM134 130V129H133ZM133 130H131V131H133ZM148 130V129H147ZM164 130V129H163ZM208 130V129H207ZM207 130H205L204 129V131H206V133H207ZM209 130H211V129H209ZM223 130H224V128H223ZM225 130H227L228 131V129L226 128ZM243 130V129H242ZM260 130H261V128H260ZM79 131H77L78 133H81L82 132V130L79 132ZM103 131V132H102ZM114 131H115V129H114ZM146 131V130H145ZM144 131V132H145ZM154 131V132H153ZM165 131V130H164ZM196 131H197V129H196ZM202 131H203V129H202ZM202 131H201V133H202ZM226 131V132H227ZM257 131V130H256ZM255 131V133H257ZM63 132V131H62ZM60 133V134H64V133ZM67 132V131H66ZM99 132V131H98ZM143 132V133H144ZM161 132H162V130H161ZM191 132V131H190ZM211 132V131H210ZM209 132V133H210ZM230 132V131H229ZM14 133H15V135H14ZM92 133V132H91ZM137 133V132H136ZM163 133V132H162ZM191 133H193V132H191ZM198 133H200V132H198ZM200 133V134H201ZM218 133V132H217ZM224 133H225V131H224ZM224 133H223V135H224ZM228 133V132H227ZM227 133H226V135H227ZM231 133H233V132H231ZM245 133V132H244ZM246 133H248V132H246ZM254 133V132H253ZM15 136H13V135ZM17 134H18V132H17ZM67 134V133H66ZM187 134V133H186ZM211 134V133H210ZM216 134V133H215ZM230 134V133H229ZM258 134V133H257ZM260 134V133H259ZM69 135V134H68ZM74 135V134H73ZM82 135L84 136V134L82 133ZM93 135H95V134H93ZM92 135V136H93ZM101 135V134H100ZM145 135H146V133H145ZM184 135V134H183ZM195 135V134H194ZM205 135V134H204ZM218 135V134H217ZM254 135V134H253ZM65 136H67V135H65ZM79 136V137H78ZM86 137L87 136H89V135H85ZM140 136H141V134H140ZM186 136H188V135H186ZM190 136V135H189ZM210 136H213V134L212 135H210ZM216 136V135H215ZM231 136V135H230ZM260 136V135H259ZM2 137H3V139H2ZM15 139H13V138ZM72 137V136H71ZM94 137V136H93ZM143 137V136H142ZM147 137V136H146ZM163 136L161 135V138H162ZM182 137V136H181ZM192 137H194V136H192ZM225 137V136H224ZM65 138V137H64ZM94 138H96V137H94ZM144 138V137H143ZM156 138V137H155ZM160 138V137H159ZM179 138V139H178ZM212 138H214V137H212ZM211 138V141L213 142L214 140ZM216 138V137H215ZM218 138V137H217ZM227 138H229V137H227ZM57 139V138H56ZM85 139V140H84ZM119 139V138H118ZM186 139V138H185ZM192 139V138H191ZM254 139V138H253ZM252 139V140H253ZM3 140V141H2ZM92 140V139H91ZM184 140V139H183ZM217 140V139H216ZM260 140V139H259ZM1 141H2V143H1ZM43 141V142H42ZM90 141V140H89ZM123 141V140H122ZM141 141H143L142 139H141ZM140 141V142H141ZM159 141V140H158ZM160 141H161V139H160ZM164 141H162L161 143H160V145H158V147L157 148H155V150H152L153 152H152V155H153V153H154V157H155V155L157 154V156H156V158L157 157H160L161 155H159L161 152H162V150H163V146H164ZM228 141V140H227ZM226 141V142H227ZM233 141V140H232ZM254 141V140H253ZM134 142V141H133ZM139 142V143H140ZM238 142V141H237ZM42 144V143H44L45 145L43 146V144H42V146L41 147H39V145L40 144ZM60 144H61V142H59ZM58 143V144H59ZM139 143H136V144H139ZM168 143V144H169ZM192 143V142H191ZM208 143V142H207ZM218 143V142H217ZM216 142H215V144H217ZM229 143V142H228ZM233 143H234V141H233ZM240 143H241V141H240ZM261 143V141L259 142V144ZM84 144V143H83ZM116 144V143H115ZM119 144L120 143H118L117 144V147H114L116 150H114L113 149V146L111 147L112 149H113V151H116L115 153H118L119 152V150H121L122 151V153H123V149H124V151L126 150V149H128L126 146H124L125 148H123V146L121 147V146H119ZM141 144V143H140ZM139 144V145H140ZM150 143H148V145H149ZM196 143H194V145H195ZM209 144V143H208ZM214 144V143H213ZM230 144V143H229ZM228 144V145H229ZM262 144H261V146H262ZM38 145V147L40 148V150H41V148L43 149V151H42V153L41 154H39L38 153V155H36L37 156V158H34V159H30V157L32 158V156L33 155H35V153H36V151L34 150L35 149V147ZM88 144L86 143V146H87ZM126 145V144H125ZM129 145V144H128ZM132 145V144H131ZM134 145V144H133ZM146 145V144H145ZM166 145V144H165ZM171 145V144H170ZM173 145V144H172ZM212 145V144H211ZM222 145V144H221ZM61 146V145H60ZM89 146V145H88ZM87 146V147H88ZM135 146V145H134ZM154 146V145H153ZM168 146V145H167ZM241 146H242V144H241ZM243 146H245V144L243 143ZM64 147V146H63ZM94 147V146H93ZM101 147V146H100ZM193 147V146H192ZM195 147V146H194ZM207 147V146H206ZM240 147V146H239ZM247 147V146H246ZM83 149H85L84 148V146L82 147ZM88 148H91V147H88ZM106 148V147H105ZM130 148V147H129ZM141 147H139V149H140ZM149 148V147H148ZM154 147H152V149H153ZM165 148V147H164ZM212 148V147H211ZM230 148V147H229ZM228 148V149H229ZM248 148H249V145H248ZM131 149V148H130ZM129 149V150H130ZM133 150H134V148H132ZM146 150H147V148H145ZM151 149V148H150ZM236 149V148H235ZM252 149V148H251ZM90 150V149H89ZM109 150H111V149H109ZM138 151V146H137V149L135 148V152L136 153H138L137 151ZM141 151H142V149H140ZM165 150V149H164ZM163 150V151H164ZM170 150V149H169ZM176 150V151H175ZM246 150V149H245ZM249 150V149H248ZM247 150V151H248ZM120 151V152H121ZM213 151V150H212ZM211 151V152H212ZM238 151V150H237ZM236 151V152H237ZM41 152V151H40ZM83 152H87V151H83ZM91 152V151H90ZM126 152H128V154L129 155H132L133 153H134V155H135V152L134 151H130L131 152V154H130V152L129 151H127L126 150ZM126 152H124V153H126ZM133 152V153H132ZM168 152V151H167ZM176 152V153H175ZM185 152H187V151H185ZM250 152V151H249ZM249 152L247 153V154H249ZM0 153H1V150H0ZM9 153V154H8ZM12 153V154H11ZM88 153V152H87ZM87 153L86 154H84V156L85 155H87ZM108 153H110V151H108ZM144 153H145V150H144ZM192 153V152H191ZM235 153V152H234ZM7 154L9 155V157H7ZM10 154L12 155V156H10ZM14 154V155H13ZM89 154V153H88ZM111 154V153H110ZM139 154V153H138ZM163 155H164V153H162ZM177 154V155H176ZM232 154V153H231ZM240 154V153H239ZM257 154V153H256ZM25 156V158H26V156H27V167H26V171H20L21 170V168L18 170V168L19 167H17L16 166V168H13V167H11L10 166V163H13V162H10V159L12 160L13 159V161H15V162H17L16 161V159H19L21 156ZM82 155H83V153H82ZM125 155H127V154H125ZM146 155V154H145ZM167 155V154H166ZM174 155L176 156V157H174ZM212 155V154H211ZM214 155H216V154H214ZM236 155V154H235ZM23 156V157H24ZM56 156V155H55ZM80 157H81V155H79ZM84 156H83V158H84ZM89 156V155H88ZM91 156V155H90ZM94 156V155H93ZM117 156H120V155H117ZM136 156H137V154H136ZM165 156V155H164ZM162 156L163 157V159L165 158H167L168 156ZM193 156V157H192ZM254 156V155H253ZM2 157H7L6 159H2ZM40 157V158H39ZM72 157H73V154H72ZM92 157V156H91ZM122 157V156H121ZM151 156H149V158H150ZM153 157V156H152ZM212 157V156H211ZM218 157V156H217ZM229 157V156H228ZM242 157V156H241ZM252 157V156H251ZM133 158H135V156L133 157ZM132 158V159H133ZM138 158V157H137ZM137 158H135V159H137ZM147 158H148V156H147ZM176 158V159H175ZM197 158V157H196ZM224 158V157H223ZM222 157H220V158H217V160L215 159V164L214 165H219L220 163H222V161L223 160H221V159H223ZM231 158H232V155H231ZM230 158V159H231ZM21 159V158H20ZM58 159H59V161H58ZM76 159V158H75ZM74 159V160H75ZM81 159V158H80ZM89 159H91V158H89ZM96 159L94 160V161H96ZM122 159V158H121ZM126 159H129L130 160V158H128L127 156H126ZM134 159V161H136ZM143 159V158H142ZM151 159V158H150ZM155 159V158H154ZM154 159H152L153 161H154ZM162 159V160H163ZM164 159V160H165ZM168 159V158H167ZM169 159H168V163L170 162L169 161ZM201 159V158H200ZM211 159V158H210ZM226 159V158H225ZM225 159H224V161H225ZM254 159V158H253ZM70 160V159H69ZM73 160V159H72ZM82 160V159H81ZM123 160V159H122ZM121 160V161H122ZM128 160V161H129ZM158 160H159V158H158ZM197 161L196 163H192V162H194V161ZM229 160V159H228ZM234 160H235V158H234ZM241 160V159H240ZM256 160V159H255ZM259 160V159H258ZM18 161H20V160H18ZM93 161V160H92ZM132 161V160H131ZM131 161L130 162H128L129 164L131 163ZM138 161V162H137ZM136 162H137V164H138V166H137V168L139 167V168H143V164H146L145 163V161L143 162V161H140L139 162V160H137ZM227 161V160H226ZM15 162H14V164H15ZM152 161L150 160V163H151ZM159 162V161H158ZM166 162V161H165ZM214 162V161H213ZM236 162H238V160H236ZM255 162V161H254ZM257 162H259V161H257ZM257 162H256V164H257ZM71 163V162H70ZM73 163V162H72ZM72 163H71V166H73L72 165ZM133 163V165H132V169H133V166H134V168H136V164H135V162H132ZM131 163V164H132ZM148 163V162H147ZM150 163H148V164H150ZM162 163V162H161ZM161 163H160V165H161ZM212 163V162H211ZM227 163V162H226ZM17 164V163H16ZM118 164H119V166H120V168L121 169H118ZM142 164V165H141ZM156 164H158V163H156ZM165 164V163H164ZM172 164V165H173ZM225 164V163H224ZM245 164V163H244ZM25 165H26V163H25ZM36 165H38L37 167H35ZM78 164H76V166H77ZM150 165H152V164H150ZM167 165V164H166ZM171 165V166H172ZM214 165H212V166H214ZM223 165V164H222ZM250 165V164H249ZM258 166H260V163L259 164H257ZM79 166V165H78ZM144 166H146V165H144ZM153 166V165H152ZM155 166V165H154ZM194 166V169H196V170H194L192 167ZM225 169H223V168H221V170L223 169V170H226V169H231L232 167H234V166H236L235 164L233 165V160H230V162L228 161V164L226 165L225 164ZM252 166V165H251ZM123 167V166H122ZM151 167V166H150ZM157 167V166H156ZM164 167V166H163ZM176 167V168H177ZM210 167H211V165H210ZM216 167V166H215ZM214 167V168H215ZM252 167H254V166H252ZM74 168V167H73ZM79 169H80V167H78ZM77 168V169H78ZM124 168V167H123ZM141 168V169H142ZM147 168H149L148 166H147ZM159 168V167H158ZM166 168V167H165ZM177 168V169H178ZM192 168V169H191ZM214 168H212V169H214ZM237 168H238V166H237ZM236 167H235V169H237ZM250 168V167H249ZM92 169V168H91ZM130 169V168H129ZM128 169V170H129ZM131 169V170H132ZM141 169H135L136 171H133L134 173L135 172H154L155 170H153V171H151V170H148V171H143V170H141ZM150 169V168H149ZM162 168L160 167V171H159V169H157L159 172H161V171H163V172H165V169L163 168L162 170H161ZM169 169V168H168ZM244 169V168H243ZM242 169V170H243ZM245 169H247V168H245ZM244 169V170H245ZM253 169V171L255 170L254 168H252ZM70 170H71V168H70ZM82 169H80V171L79 172H82L81 171ZM84 170V169H83ZM87 170V169H86ZM131 170H129V171H131ZM147 170V169H146ZM222 170V171H223ZM241 170V169H240ZM240 170H238V171H240ZM243 170V171H244ZM263 170V169H262ZM72 171V170H71ZM232 171V170H231ZM237 171V170H236ZM72 172H74V171H72ZM76 172V171H75ZM86 172V171H85ZM92 172V171H91ZM113 172V171H112ZM127 172V171H126ZM169 172H171V171H169ZM173 172V171H172ZM183 172V171H182ZM184 172H186L185 170H184ZM224 172V171H223ZM226 172V171H225ZM228 172H230V171H228ZM244 172H247V171H244ZM168 173V172H167ZM220 173V172H219ZM222 173V172H221ZM221 173H220V175H221ZM227 173V172H226ZM249 173V172H248ZM252 173V172H251ZM264 173V172H263ZM81 174V173H80ZM105 174V173H104ZM160 174V173H159ZM170 174V173H169ZM168 174V175H169ZM173 174H175L174 172H173ZM185 174H187V172L185 173ZM208 174H210V171L208 172ZM230 174V173H229ZM234 174V173H233ZM105 175H107V174H105ZM121 175V174H120ZM126 175V174H125ZM135 175V174H134ZM133 175V176H134ZM139 176V174L137 173L136 174V176ZM141 175H143V174H141ZM162 175V174H161ZM211 175V174H210ZM209 175V176H210ZM220 175L218 176L219 178H220ZM227 175V177H228V174H225V176ZM262 175V174H261ZM109 176V175H108ZM117 176V175H116ZM123 176L124 175H122V178H123ZM128 176V175H127ZM129 176H131V174L129 175ZM143 176V177H144ZM147 176H148V178H147ZM174 176V175H173ZM175 176H177V174L175 175ZM174 176V177H175ZM187 176V175H186ZM209 176H207V177H209ZM212 176V175H211ZM253 177H249V178H252V179H255V177H256V175L254 176V175H252ZM71 177V176H70ZM89 176H87V178H88ZM118 177V176H117ZM121 177V176H120ZM126 177V176H125ZM141 177V176H140ZM143 177H141V178H143ZM156 177H157V175H156ZM171 180H172V173H171V177L170 176H168ZM179 177H181V176H179ZM207 177H206V179H207ZM230 177V176H229ZM229 177H228V180H229ZM263 177H264V174H263ZM81 178H85V177H82L81 176ZM108 178V177H107ZM127 178V177H126ZM133 178V179H132ZM147 178V179H146ZM160 178V177H159ZM162 178H164V175H163V177ZM186 178V177H185ZM187 178H189V177H187ZM168 179V178H167ZM174 179V178H173ZM177 179H179V178H177ZM194 179V178H193ZM210 179V178H209ZM208 179V180H209ZM222 179V178H221ZM220 179V180H221ZM234 179V178H233ZM264 179V178H263ZM81 180V179H80ZM135 180H136V182H137V180H138V182L140 181V183L142 184V183H144L143 184V187H146L147 188V183H148V188L146 189V190H142V191H139L138 189L136 190V187H134V188H132V186H134V185H137V184H140V183H137L136 184V182H135ZM158 180V179H157ZM205 180V179H204ZM218 180V179H217ZM226 180V179H225ZM259 181L260 179H258L257 177H256V179H255V181ZM60 183H59V182ZM161 181V180H160ZM169 181V180H168ZM175 181V180H174ZM201 181V180H200ZM200 181H199V183H200ZM231 181V180H230ZM250 181H251V179H250ZM71 182V181H70ZM93 182H94V180H93ZM135 182V183H134ZM158 182V181H157ZM170 182H172V181H170ZM170 182H169V184H170ZM177 182V181H176ZM175 182V183H176ZM252 182V181H251ZM253 182H254V180H253ZM263 182V181H262ZM68 184H66L67 186L69 185V182H67ZM92 183V182H91ZM124 183H125V180H124ZM134 183V184H133ZM145 183H146V186H145ZM173 183V182H172ZM178 184H179V182H177ZM176 183V184H177ZM205 183H206V181H205ZM209 183H211V181L209 182ZM231 183H232V181H231ZM230 183V184H231ZM236 183V182H235ZM264 183V182H263ZM65 184V183H64ZM89 184H87V185H89ZM141 184H140V186H141ZM168 184V183H167ZM174 184V183H173ZM202 184V183H201ZM213 184V183H212ZM218 184V183H217ZM253 184V183H252ZM256 184V183H255ZM262 184V183H261ZM75 185V184H74ZM219 185V184H218ZM221 185V184H220ZM263 185V184H262ZM157 186H158V184H157ZM169 186V185H168ZM178 186H180V185H178ZM184 186V185H183ZM193 186V185H192ZM198 186V185H197ZM208 186V185H207ZM229 186V185H228ZM250 186V185H249ZM257 186H258V184H257ZM256 186V187H257ZM84 187V186H83ZM124 187V186H123ZM125 187V188H126ZM156 187V186H155ZM154 187V188H155ZM159 187L161 188L162 186H160L159 185ZM165 187H167V186H165ZM170 188H172V186H169ZM168 187V188H169ZM195 187V186H194ZM205 187H206V185H205ZM230 187V186H229ZM263 187H264V185H263ZM50 188V189H49ZM61 189V190H59V189ZM69 187H67V189H68ZM88 188V187H87ZM107 188H110L111 189V191H110V193H108V189ZM138 188H139V186H138ZM178 188V187H177ZM198 188V187H197ZM215 188H216V186H215ZM260 189H262L261 187H259ZM83 189V188H82ZM82 189H81V191H82ZM107 189V190H106ZM126 189V190H127ZM139 189H142V188H139ZM149 189H151V190H149ZM181 189V188H180ZM184 189V191L183 192H185L186 190H185V187L183 188ZM187 189V188H186ZM192 189V188H191ZM223 189V188H222ZM251 189V188H250ZM258 189V188H257ZM85 190V189H84ZM162 190H163V193H164V190L165 189H163L162 188ZM170 190V189H169ZM168 190V191H169ZM173 190V189H172ZM182 190V189H181ZM196 190V189H195ZM216 190H218V189H216ZM225 190H227V188L225 189ZM229 190H230V188H229ZM228 190V191H229ZM49 191V192H48ZM65 192H66V190H64ZM69 191H71V190H69ZM117 191L119 192V194L117 193ZM178 191V190H177ZM200 191V190H199ZM221 191V190H220ZM262 191V190H261ZM73 192V191H72ZM123 192H125V189H124V191ZM167 192V190L165 191V193ZM188 192V191H187ZM224 192V191H223ZM74 193H76V192H74ZM81 193V192H80ZM169 193V192H168ZM172 193V192H171ZM176 193V192H175ZM175 193H174V195H175ZM204 193V192H203ZM210 193V192H209ZM215 193V192H214ZM228 193V192H227ZM161 194H162V192H161ZM185 194V193H184ZM196 194H198L196 191H192L191 192V197L192 196H196ZM202 194V193H201ZM219 194H221V193H219ZM264 194V193H263ZM82 195H83V193H82ZM168 195V194H167ZM177 195V194H176ZM200 194H198V196H199ZM209 195V194H208ZM222 195V194H221ZM28 196H30L31 198H32V200L30 201V202H28V201H26V199H27V197ZM79 196H81V195H79ZM85 196V195H84ZM157 196H158V194H157ZM179 196V195H178ZM197 196V197H198ZM211 196H212V194H211ZM223 196V195H222ZM225 196V195H224ZM139 197V198H138ZM155 197H156V195H155ZM160 197L162 198V195H160ZM164 197H165V194H164ZM168 197H170V196H168ZM173 197V196H172ZM184 197V196H183ZM182 197V198H183ZM204 197V196H203ZM213 197H214V195H213ZM216 197V196H215ZM219 197V196H218ZM117 199L118 201H119V206L117 205L116 207L117 208H115L114 206H112L111 204H112V200L113 199ZM160 198V199H161ZM165 198H167V196L165 197ZM175 198V197H174ZM179 198V197H178ZM181 198V197H180ZM188 198V197H187ZM225 198V197H224ZM227 198H229V197H227ZM115 199V200H116ZM153 199V200H152ZM173 199V198H172ZM189 199H190V197H189ZM192 199V198H191ZM200 199H201V197H200ZM220 199V198H219ZM226 199V198H225ZM30 200V199H29ZM138 200V201H139ZM166 200V199H165ZM184 200V199H183ZM208 201H210L209 199H207ZM117 201V202H118ZM164 201V200H163ZM175 201V200H174ZM191 201V200H190ZM216 201V200H215ZM222 201V200H221ZM158 202V201H157ZM160 202V201H159ZM192 202V201H191ZM196 202V201H195ZM203 202V201H202ZM218 202H220V201H218ZM131 203V204H130ZM153 203V204H154ZM186 203V202H185ZM196 203H198V202H196ZM224 203H226V202H224ZM140 204V205H141ZM145 204V205H146ZM156 204H160V203H156ZM170 204V203H169ZM168 204V205H169ZM176 204V203H175ZM189 204V203H188ZM199 204V203H198ZM198 204H197V208H198ZM136 205V204H135ZM139 205V206H140ZM144 205V204H143ZM155 205V204H154ZM163 205V204H162ZM161 205V206H162ZM159 206V205H158ZM167 206V205H166ZM207 206H208V204H207ZM218 206V205H217ZM221 206V205H220ZM146 207V206H145ZM145 207H144V209H145ZM156 207H157V205H156ZM160 207V206H159ZM164 207H165V205H164ZM169 207V206H168ZM185 207V206H184ZM264 207V206H263ZM138 208V207H137ZM147 208V207H146ZM151 208V207H150ZM199 208H201L202 209V207L200 206ZM211 208V207H210ZM260 208V207H259ZM35 209H38V211L36 212V210ZM131 209V207L129 208V210ZM152 209H153V207H152ZM161 209V208H160ZM164 209H166V208H164ZM180 209V208H179ZM182 209V208H181ZM184 209V208H183ZM196 209V208H195ZM205 209H207V208H205ZM263 209V208H262ZM32 210H34V211H32ZM145 210H147V209H145ZM144 210V211H145ZM166 210H168V209H166ZM165 210V211H166ZM190 210V209H189ZM197 210H199V209H197ZM234 210V209H233ZM261 210V209H260ZM142 211V210H141ZM148 211V210H147ZM186 211V210H185ZM184 211V212H185ZM188 211V210H187ZM212 211H213V208H212ZM262 211V210H261ZM32 212H34L35 214H37V213H39L38 214V216L40 217V219H38V217H37V219L38 220H40L37 224H39V225H41V227L39 228V226L37 227V229L36 228H34L33 229V224H34V220H33V218H36V216H34L33 217V215H32ZM139 212V213H138ZM143 212V211H142ZM163 212V211H162ZM199 212H202L201 210L199 211ZM205 212H207V211H205ZM209 212V211H208ZM237 212V211H236ZM110 213H111V215H110ZM124 213V214H123ZM154 214V215H152V214ZM161 213V212H160ZM159 213V214H160ZM164 213V212H163ZM186 213V212H185ZM203 213H204V211H203ZM134 214H136L137 216H140V217H135L136 215H134ZM142 214H145L144 212L142 213ZM162 214V213H161ZM189 214V213H188ZM193 214V213H192ZM202 214V213H201ZM208 214V213H207ZM206 214V216L207 217H209L210 218V216L211 215H207ZM104 215H106V218L108 217V215L109 216H111L110 217V219H111V221H107V219H109V218H107L106 219V223L102 220V217L104 216ZM158 215V214H157ZM191 215V214H190ZM194 215H195V212H194ZM203 215V214H202ZM238 215V214H237ZM25 216H28V218L30 217V222H28L30 225H31V227H29V225H28V228H29V231H28V233L27 234H25L24 236H20L18 239H16V237L18 236V235H20V229L22 228V227H20L21 225H19V223H23L22 222V220H24V218H25ZM152 216V218L150 219V217ZM154 216V217H153ZM164 216H165V214H164ZM187 216V215H186ZM189 216V215H188ZM204 216V215H203ZM238 216H240V215H238ZM264 216V215H263ZM147 217H149L148 219H146ZM160 217H161V215H160ZM177 217V216H176ZM192 217V216H191ZM196 217H197V215H196ZM256 217V216H255ZM260 217V216H259ZM179 218V217H178ZM189 218V217H188ZM194 218H195V216H194ZM198 218V217H197ZM257 218V217H256ZM262 218V217H261ZM26 219H27V217H26ZM94 219H95V222H94ZM112 219H114V221L112 222ZM130 219V218H129ZM152 219H154L152 222L155 224V222L157 223V224H159V225H157V226H160V227H156L157 229H156V231L158 230V228L159 229H161V227L163 228V231L161 232L162 234H161V236L163 237V238H161V236H159V234H160V232L159 231H161V230H159V231H157V232H159V233H157V235H156V232L155 231H153L152 229H150V231H149V228L153 225V223L152 224H150L151 226H149L148 225V220L149 221H151ZM166 219V218H165ZM165 219H164V221H165ZM185 219V218H184ZM183 219V220H184ZM193 219V218H192ZM200 219H201V216H200ZM199 219V220H200ZM208 219V218H207ZM240 219H241V216H240ZM38 220H35L36 222L38 221ZM146 220H147V226H144V225H146ZM176 220H178V219H176ZM187 220V219H186ZM190 220V219H189ZM195 220V219H194ZM206 220V219H205ZM128 221V220H127ZM131 221V220H130ZM159 221V220H158ZM163 221V220H162ZM192 221V220H191ZM203 221V220H202ZM231 221V220H230ZM236 221V220H235ZM112 222V223H111ZM166 222V221H165ZM145 223V224H144ZM151 223V222H150ZM169 224L170 223H172V222H168ZM185 223V222H184ZM183 223V224H184ZM194 223H196V221L194 222ZM197 223L200 225V223L197 221ZM197 223H196V225H197ZM131 224V225H130ZM134 224H137V227L134 229V227H133V225ZM141 224H143L142 225V227H140L141 226ZM167 224V223H166ZM165 224V225H166ZM168 224V225H169ZM233 224V223H232ZM259 224V223H258ZM17 225V226H16ZM24 225V224H23ZM127 225V226H126ZM155 225V226H156ZM164 225V224H163ZM185 226H187L186 224H184ZM188 225H189V223H188ZM194 226H195V224H193ZM193 225H192V227H193ZM206 226H207V224H205ZM213 225H214V223H213ZM263 225V224H262ZM148 226H149V228H148ZM35 227V226H34ZM139 227L140 228H145V229H147L146 231H147V233H149V236H148V238L149 239H151V241H154V243L153 242H151L150 240H148L146 237H144V236H147V234H145V233H141L142 234V236L144 237V240H141V241H139V243L140 242H144V246L142 247V245H143V243H142V245L141 244H139L138 243V238H139V235L137 236V239H135L134 238V236H132L133 234H140L139 233V231L136 233V231H137V229H139ZM172 227H173V229H175L174 228V226L172 225ZM188 227V226H187ZM214 227V226H213ZM153 228H154V226H153ZM167 228V229H168ZM177 228V227H176ZM182 228V227H181ZM193 228H195V227H193ZM198 228V227H197ZM208 228V227H207ZM26 229V228H25ZM144 229V230H145ZM14 230V231H13ZM22 231H23V228L21 229ZM185 230V229H184ZM196 230V229H195ZM26 231V230H25ZM149 231V232H148ZM153 231V232H152ZM164 231H166V232H164ZM183 231V230H182ZM196 231H198V229L196 230ZM208 231V230H207ZM262 231V230H261ZM84 233V234H89V233H95V234H97V236L95 235V234H91L92 236H90V237H92V238H90L91 240L93 239V237H95L94 239V242H93V240L92 241H90V242H88L90 239L88 238V236H87V238L89 239H85L84 238V240H87V242L85 243V241H81V242H77L78 241V237H80V235L82 236V234L81 233ZM164 232V233H163ZM183 232H185L186 233V231H183ZM200 232V231H199ZM191 233V232H190ZM189 233V234H190ZM215 233V232H214ZM141 234H140V236H141ZM210 234V233H209ZM8 235H11V237L13 236V235H15V239L18 241V244H17V247L16 246H14L16 249H14V250H12L11 252H12V254L14 255V257L13 258H11L13 255H10L9 257L11 258H9V257H6L5 255L3 256V252H4V250L3 251H1V249H3V248H1V247H4L3 245L5 244V243H3V239L5 238V239H7L6 237L8 236ZM23 235V234H22ZM94 235V236H93ZM187 235V234H186ZM197 235V234H196ZM141 236V237H142ZM159 238H161V239H159ZM175 236V235H174ZM183 236V235H182ZM189 236V235H188ZM191 236V235H190ZM217 236V235H216ZM169 237V239L166 237L165 239H168V244L170 243V244H173V243H171V236H168ZM179 237V236H178ZM193 237H195L196 238V236H194L193 235ZM83 238V237H82ZM134 238V239H133ZM185 238H187V237H185ZM140 239V238H139ZM155 239V240H154ZM159 239V240H158ZM173 239V238H172ZM80 240V239H79ZM125 240V241H124ZM135 240H137L136 242H134ZM171 240V241H170ZM183 239H181V241H182ZM124 241V242H123ZM156 241V242H155ZM175 241V240H174ZM5 242V241H4ZM92 242H93V244H92ZM113 242V244H112V246H111V244L110 243H112ZM173 242V241H172ZM176 242V241H175ZM193 242V241H192ZM197 242V241H196ZM203 242V241H202ZM201 242V243H202ZM6 243H8V242H6ZM136 243H138V244H135ZM157 243V244H156ZM159 243V244H158ZM167 243H166V245L165 246H167L168 248H169V245H167ZM185 243V242H184ZM189 242H187V244H188ZM208 243V242H207ZM108 244H110V245H108ZM125 244V245H124ZM152 244H154V246L152 245ZM175 244H177V243H174V245ZM183 244V243H182ZM186 244V245H187ZM190 244V243H189ZM188 244V245H189ZM6 245V244H5ZM123 245L124 246H126V248L125 247H123ZM129 245L131 246L130 248H129ZM140 245H141V250H140ZM148 245V246H147ZM157 245V246H156ZM158 245H160L159 247H158ZM200 245V244H199ZM206 245V244H205ZM260 245V244H259ZM7 246V247H6ZM4 248H5V252L7 253V251L6 250H8V253H9V251H10V249H9V246H8V244L6 245ZM108 246H110V247H112L111 249H110V247L108 248ZM133 246V247H132ZM153 247V249H152V247ZM164 246V247H165ZM179 246V244L177 245V247ZM181 246V245H180ZM179 246V247H180ZM190 246V245H189ZM208 246V245H207ZM122 247H123V249L125 248V249H127V251H124L123 249H122ZM161 247V248H160ZM167 247H165L164 249L166 250V248ZM176 247V248H177ZM186 247V246H185ZM196 247V246H195ZM199 247V246H198ZM254 247V246H253ZM263 247V246H262ZM13 248V247H12ZM88 248L89 249H91V250H88ZM144 248V249H143ZM226 248V247H225ZM189 249V248H188ZM192 249V248H191ZM203 249H204V247H203ZM206 249V248H205ZM216 249H217V246H216ZM250 249V248H249ZM165 250H164V252H165ZM170 250H172L171 248H169L168 249V252L169 253H173L174 252V250L173 251H171L170 252ZM181 250V249H180ZM179 250V253H177V254H179V257H180V255L181 254H183V253H181L182 252V250L180 251ZM200 250V249H199ZM223 250V249H222ZM225 250V249H224ZM228 250H229V248H228ZM176 251V250H175ZM185 251H187V250H185ZM184 251V252H185ZM219 251V250H218ZM220 251H221V249H220ZM15 252H17V253H15ZM95 252V253H94ZM96 252H98V253H96ZM140 252H143V254L142 253H140ZM167 252V251H166ZM165 252V253H166ZM167 252V253H168ZM208 252V251H207ZM215 252V251H214ZM213 252V253H214ZM217 252V251H216ZM224 252H226V251H224ZM261 252V251H260ZM145 253H147V254H145ZM158 253H159V250H158ZM158 253L156 252V254L158 255ZM162 253V252H161ZM164 253V254H165ZM169 253L165 256V257H167V258H169L168 256H170V258H171V260L170 259H168L169 261H171L172 262V259H174V261H176V259L175 258H173L172 256H174V255H172L171 256V254L169 255ZM186 253V252H185ZM190 253H192L191 251H190ZM194 253V252H193ZM196 253V252H195ZM200 254V252H197L196 254ZM211 253V252H210ZM255 253V252H254ZM5 254V253H4ZM163 254V255H164ZM174 254V253H173ZM177 254L175 253V256L174 257H176L177 256ZM208 254V253H207ZM212 254V253H211ZM223 254V253H222ZM9 255V254H8ZM152 255V254H151ZM184 255V256H183ZM182 256L183 257H186V255L185 254H183ZM189 255V254H188ZM210 255V254H209ZM259 255V254H258ZM149 256V255H148ZM154 256H156L155 254H154ZM256 256V255H255ZM137 257H139V258H137ZM151 257V256H150ZM158 257H159V260L161 259L160 258V254L158 255ZM157 256H156V259H154V257H153V259H151V260H155L156 261V263L155 262H153V261H151V260H149V261H151L152 263H155V264H158L157 262V258H158ZM163 257V256H162ZM178 257V256H177ZM178 257V261H179V259L181 258H179ZM195 257V256H194ZM213 257V256H212ZM223 257V256H222ZM261 257V256H260ZM135 258H137V259H135ZM164 258V257H163ZM203 258V257H202ZM208 258V257H207ZM249 258V257H248ZM13 259V260H12ZM109 259L110 261H107V260ZM142 259V258H141ZM148 259H150V258H148ZM148 259H146V261L148 260ZM213 259V258H212ZM254 259V258H253ZM162 260V259H161ZM166 260V259H165ZM167 260V261H168ZM182 260V259H181ZM184 260V259H183ZM203 260V259H202ZM223 260V259H222ZM259 261L261 260L260 258L258 259ZM141 263H142V260H139ZM164 261V259L160 262V263H164L163 262ZM167 261H165V262H167ZM206 261V260H205ZM236 261V260H235ZM234 261V262H235ZM144 262H145V260H144ZM171 262H169V264L171 263ZM182 262V261H181ZM190 262V261H189ZM193 262V261H192ZM196 262V261H195ZM204 262V261H203ZM207 262V261H206ZM205 262V263H206ZM217 262V261H216ZM220 262V261H219ZM230 262H232V261H230ZM253 262V261H252ZM168 263V262H167ZM187 263H188V261H187ZM233 263V262H232ZM236 263V262H235ZM255 263H257V262H255ZM139 264V263H138ZM143 264V263H142ZM145 264V263H144ZM164 264H166V263H164ZM181 264V263H180ZM254 264V263H253Z\"/></svg>","mask_w":264,"mask_h":264}]
</instances>
